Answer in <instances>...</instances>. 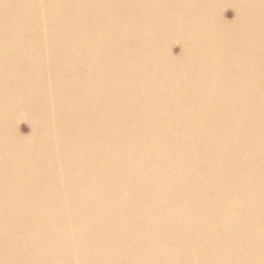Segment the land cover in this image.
I'll return each instance as SVG.
<instances>
[{"label": "rangeland", "instance_id": "obj_1", "mask_svg": "<svg viewBox=\"0 0 264 264\" xmlns=\"http://www.w3.org/2000/svg\"><path fill=\"white\" fill-rule=\"evenodd\" d=\"M72 1L79 3L81 0H72ZM169 1H170L169 4L173 7V9H171L169 16L164 20L165 26H160L161 28L173 29L172 27H170L171 26V20L172 19H178L179 24L186 25V27H188V28L201 30V31H198L199 34L195 38L188 37L191 40L195 41L196 43L198 41H200V43L198 42L199 44H197L199 46L198 53L203 54L204 56L208 53L207 55L209 56V54H210V56H211V54L214 53L215 50L216 51L220 50L222 52V53H220V51H219V53H218V56L220 54V59H218L217 54H216L215 58L216 57L217 58L213 59V61L210 60V62L207 60V56L206 57L203 56V58H204L203 60H187V63H189L190 61H191V63L194 62V64H192L193 65V67L191 69L192 71L194 70L193 72L195 74H198V72H200V71L203 72V71H206L207 69H209V72L214 76V78L221 79V82L223 81L222 82L223 85H225V86L229 85L228 87H230V86H232L231 83L233 85L238 84L237 80H239L240 74L245 71L244 69L240 68V65L242 64V61L243 62L247 61L250 65L251 69L245 68L247 75L246 74L244 75L243 80L244 81H250V82H252V84L248 88H245L246 90H242L244 86L240 85V82H239V86H241V90H240V88L239 89L232 88L234 90H232V91L229 90L226 93H224V89L222 87H219V88L217 87L216 90L219 92V93L218 92L217 93L219 95H222L224 93L225 98L223 100L228 99L227 100L228 102L227 101L225 102L223 100L220 102L217 101V103H220V104L215 103L214 106H211L209 108V106L205 107V105L200 106V104H198V101H195V99H196L195 97H197L198 94H199V96L203 95L202 93H200L199 88H198V91H197L198 94H197L196 91L195 92H188V91H190L188 89L182 90L180 88V84L178 82L175 84L172 83V84H170V86L166 90V92L173 94V95L175 93L176 96H177V94L178 95L180 94L179 96H177L178 98L176 97L177 104H176V102H164L161 104V105L164 104L163 105L164 109L159 104L157 107V110L162 115H166L165 114L166 110L167 111L172 110L171 107L174 105V103H175V105L173 106V110H175L177 108V106L180 105L177 108V115L178 116L176 115V110L175 111L172 110L173 114L176 115L178 117V119L180 120L179 123H176V122L173 123L172 122V124H174L175 128L172 126L171 123H170L171 125H169L168 122L167 123L164 122V124H160L161 119L164 117L154 118V119H152L153 122L143 123V124H141L142 126L141 125L139 126V125L134 124V123H129L125 126H118L115 124L111 125L112 127L110 126V128H108L106 130V132L102 134L103 142H104V144L107 148V151H108V158H107V169H108V171H104V172L99 173V174H101V176L104 173L105 174L104 177H101L98 174L99 180L98 179L94 180L90 183V185H84L81 187H80V185L79 186L76 185V183L74 184V182H69L68 184H67V182H65V186L67 187V194H69L71 197L70 198L71 201H69L68 199L64 200L65 202L68 203V204L67 203L65 204V202H64L65 206L63 205V201H61V203L58 204L56 202L57 200L52 198L55 200V204L52 203V202H54V200L50 199L52 201L51 205L48 204V202L50 203V201H48L45 205H43V208H42V205H39L37 200H35L34 201L35 203L33 202L35 205L34 204H30V205L28 204L26 206L23 205L24 209L28 210V208H29L28 213H30V215L28 214L26 216L27 218L26 217L23 218L22 216H16L14 213H13L14 214L13 217H12V215H13L12 213L11 214L6 213V215H5L3 213V211L0 210L2 212V213L0 212V219L5 217V218L1 219V221L3 223L0 221L1 222L0 223V233L2 235L0 237L3 239V240L0 239V243H1V241L3 242L4 239H7L4 241V243L0 244V246H1L0 247V255L2 254L0 256V258H1L0 261L2 262V264H4V262H5V264H7V262H8V264H10L11 260H12V262H14V263L11 262V264H24L25 261H26L25 264H29L28 262H30V264L31 263L35 264L36 263L35 260H37V262H39L37 264H61V263L62 264H104V263L105 264H118V263L119 264L120 263L121 264H138L139 262H141V264H146V263L147 264H264V212H263L264 211V184H262V181H264L263 180L264 179V153H263V155L260 152L257 153L260 150L262 152V149L264 148V146H263L264 143H262V144L260 143L261 141L264 142V138H263V136H264V124L262 123L264 120V112H263L264 106H262L263 108H259V106L264 105L263 104L264 103V98H263V96H264V30L250 31L251 37L248 41H250L252 44L255 43V49L257 47H259V48H257L258 52H257V50H255V53L257 55L251 54V49H249L250 51L246 50L243 47L244 46L243 44L245 43L246 40H242L241 42L238 43V46H237V47L241 48L243 51L239 57V54L236 53V50H234V52L237 56L233 52H231L232 50L230 48H228V50L225 49V46L227 45V41H229V39H227L229 36V32L231 29H233L232 25H230V24H233L234 21H236V19H237V16L233 17V15H232L234 8L229 5L230 3H233V0H188V3H186L185 6L180 4L181 0H169ZM226 1H229L230 3L226 2ZM238 2H239V5H242L243 3H246V2L250 3V7H249L250 15L253 16L254 15L253 12H254L255 13V19L259 20L260 23L263 22V24H264V0H238L237 2H234V3H238ZM250 9H254V10L252 11ZM173 10H174V12H173ZM217 11L218 12L222 11V12L227 13L229 15V16H226L227 18H225L226 23L229 24V22H231L230 20H232V22L229 25H224L223 27H219V25H218L219 20L217 18H218V14L220 12L218 13ZM11 12L12 11H10L6 7H4L2 2H0V31L8 32L11 34L16 33L18 35H21L23 31L21 30V32L20 31L18 32L17 30L19 28L17 26L12 25V23L14 21L12 18L13 14L10 18H8L6 16L7 13H11ZM210 12H212L213 15ZM119 15H120V18H123V25L125 27L129 28L128 29L129 31L126 32L125 30H127V29L122 28L120 26L118 27V26L110 25L106 29V31H104V38L102 39L101 43H100L99 39H95L94 43H93V45L97 46L99 51H100V53L93 58V60H101V61H99V66L92 65V63H89V65L87 66L88 69L93 68L95 70H101V64L100 63L105 64L104 67H105V70L107 71V73L106 72H101V73L99 72L100 75H96L93 80L96 81V80L101 79L100 83H97V84H102L103 83V77H107V79L109 78V81L113 77L114 83L109 82L106 85V90H108V91H111L110 84H111L112 89H114V90H118V89L127 90L126 86H125V75L127 73L126 68L128 69L129 64L138 63V64H140V66L143 69H146L150 66H154V64H155V67H160V68L165 67L166 62L168 61V60H166L167 59V57H166L167 53L175 51V54H178V52H179L178 49L183 47L181 44L182 40H180L181 39L180 35L176 36V33H177L176 30L175 31H173V30H162V29H151L150 30L148 28H143L142 26H137L136 24L134 25L130 21V19H127L128 16L126 17V15L123 13H120ZM132 18L134 20L136 19L135 20V22H136L140 19V16L139 15L132 16ZM186 18H187V21L185 22ZM87 22L88 21L83 19L82 17H80V21H77L74 19V17H72L69 24L78 26V29L80 31L79 36H82L81 35L82 34L81 33L82 25L87 24ZM43 27L51 28L52 24H51V22L45 20V22L43 24H37V26L31 25L30 27L27 26L26 28L29 30V36H30L28 43L22 44L20 49L13 46L10 49H8L7 51H4L2 53L0 60H7V62L10 60H19V63H20L19 68L18 67L10 68V69L5 71L6 72L5 74L0 72V78H3V81L8 80L7 83H4L0 79V82H3V83H0V86H1L0 88L7 86L9 84L10 85L9 89L11 90L10 91L9 89H3V91L8 90V91L12 92L13 90H17L16 88H18V89L21 88V87H19V85H17V87L15 88V85H13L10 82V80L12 78H15V76L22 75L24 79L28 80L27 79L28 75L29 76L36 75V76H43L44 78H48V79L51 77L52 79L55 80L59 76L58 73L59 72L62 73L63 69H64L63 72H67L68 70L70 71V63L69 62H60L59 64H57V66H54V67L51 66V64H50L51 61L55 60L57 57H58L56 59L57 62L59 60H62L60 58V55H58V52L60 50L59 45L62 43L57 41L56 39L51 40V38H53L52 34L47 35V36L42 34L41 31L43 30ZM207 28H210L209 30H210V34H211V40L205 41L208 38H204L205 36H204V33H202V31H204V29L207 30ZM123 30H124V33H122ZM156 33H158V34H156ZM170 33H172V34L169 37ZM224 33H225V35H227L226 37H224L225 36ZM231 33H233V32H231ZM87 36H89V35H87ZM80 38H82V37H80ZM160 38H163L166 40L162 41ZM147 40H149L148 42L151 44V45L147 46L148 48L140 46L142 43H144ZM177 41H178V43H177ZM6 42H9V41H6ZM212 43L215 46H212ZM216 44H218V45H216ZM219 44H220V46H219ZM257 44H258V46H257ZM25 45H26V47H25ZM28 45H30V46H28ZM217 46L220 49H218V48L215 49V47H217ZM226 47H228V46H226ZM223 49H224V53H223ZM141 50L155 51L154 55L156 56V54H159V56L157 57V60H151V59L146 58L149 56L143 55L140 52ZM204 50H205V52H204ZM212 50H213V52L210 53ZM244 50H246V54H245ZM260 50H263V51H261V53H259ZM18 51L20 53H18ZM226 51H227V54H226ZM28 52H29V54H27ZM103 52H107V55H103L102 54ZM249 53H250V56L248 55ZM221 54L222 55L224 54L223 57L224 56L226 57L227 55L229 56V54H230L229 57L227 56V58H229V60H227V62H225L226 60L225 61L223 60L224 58H222ZM212 55H214V54H212ZM254 55H255V57H254ZM150 56H152V55H150ZM241 56H242V58H241ZM247 56H248V58H247ZM213 58H214V56H213ZM221 58H222V60H221ZM261 58H263V59H261ZM102 59H104V60H102ZM217 59L219 61L221 60V61L225 62V63L223 62V67L225 69L222 67V62H220L221 64H218V65L216 64V63H218ZM232 59H233V62H232ZM234 59L236 60V62L234 61ZM243 59H247V60H243ZM43 60L46 63H49L50 65L46 66L45 65L46 63ZM110 60L113 62H110ZM214 60L216 61V63ZM253 60H255V61H253ZM252 61H253V63H252ZM207 62H209V63H207ZM212 62H214V63H212ZM206 63H207V65H206ZM197 64H198V66H197ZM204 64H205V66H204ZM210 64L212 65L211 67H213V68L210 67ZM237 64H238V66H237ZM251 64H253V65H251ZM256 64H258V65H256ZM199 65H200V67H199ZM228 65L229 66L232 65V67H231L232 70H230V67L228 70ZM235 65H236V67H235ZM219 66H221L222 69L219 70V68H221ZM65 68H66V70H65ZM217 68H218L219 72H221V75L223 77H221L220 73L215 70ZM234 68H237L236 71ZM223 69H224V71H223ZM247 69H248V71H247ZM252 69H253V71H252ZM56 70H58V71H56ZM226 70H227V72H226ZM238 70H239V72H238ZM228 71H229V74H228ZM231 71H233V72H231ZM249 71H250V73H249ZM50 72H52V73H50ZM254 72H256V73L254 74ZM214 73H216V76L214 75ZM218 73H219V75H218ZM133 74H134V76H138V77L142 76L141 70L137 69V68L134 69ZM248 74H250V75H248ZM258 75H259V78H257ZM185 76H187L186 80H185ZM185 76H183L182 77L183 79H180V81H182V82L186 81V83L194 85L195 79H192L193 77L190 78V76H188V74H185ZM19 77H21V76H19ZM236 77H238V79ZM247 77L249 78V80L247 79ZM226 78H227L228 82H227ZM231 78L233 80L236 78L235 79L236 83H233L234 81L230 80ZM116 79H118L119 81H116ZM151 79L153 81L154 76H151ZM190 79L193 82L190 81ZM241 82H242V80H241ZM224 83H226V84H224ZM253 85L256 86L257 89ZM260 85H262V87H260ZM11 86H13L14 89H13V87L10 88ZM56 86H57V89L60 90L61 93H69V94L75 95L78 92V80H76V81H74L68 85H65V86H61L60 84H56ZM25 89L26 88L22 86L21 90L25 91ZM254 89L257 91L256 92L253 91ZM136 90H137L136 88L131 89V91H136ZM186 90H188L187 93H186ZM247 90L249 92L252 91L251 93H255V94L250 95L251 100H253V101H251V103L249 101L250 99L249 100L243 99L246 107H247V105L249 107V108L247 107V111H246L247 113H250V114H248L249 116L246 114V112H243V113L240 112L239 113V111H237V109L235 112L236 116L233 115L234 114L233 111L235 109H233L231 106H229V105L233 104V103H231L232 101L230 99L233 98V95L235 92H236L235 93L236 96L239 94L241 97H244V95H246V93L248 92ZM0 92H2V90H0ZM45 92L48 94V97H51L52 95H54L53 89H52L51 93H48L46 90H45ZM237 92H238V94H237ZM32 93L35 94L36 96H43L42 94H40L36 91H32ZM183 93H185L186 95L187 94H189V95L186 97V95H184ZM193 93L197 94V95H194ZM84 94H85L84 97L89 96L91 94V91L86 88L84 91ZM191 95H192V98L190 97ZM256 95H257L259 102H258V100H256L257 99ZM43 97L45 99V96H43ZM183 97L184 98L186 97L187 100L182 99ZM260 97H261V99H260ZM179 98L181 99V101H180L181 104L185 100V102L183 103V106H181V104L178 103ZM193 99H194V101H192ZM190 100L194 103V106L191 105L192 102ZM189 101L191 103H189ZM246 101H248V102H246ZM187 102L191 105V108H189L190 105L189 104L187 105ZM254 102L256 105L254 104ZM257 102L259 104H257ZM222 103H224L223 106H222ZM112 104H116V101L113 100ZM184 104L187 105V107ZM71 105H72V103L70 102V104H68L67 106L62 107V108H64L65 111H67L72 107ZM84 105H85L84 106L85 109H88L90 106H92V107L94 106L93 102H90V101L86 102ZM250 105L252 106L254 111H252V108L250 107ZM253 105H255L256 108L258 107L259 109H256L255 107H253ZM165 106L167 108H165ZM202 106H204V108ZM136 107L137 106L135 104H129L127 109L132 111V110H135ZM185 107L188 109L186 110ZM198 107H200V108L198 109ZM222 107H224L225 110ZM226 107H227V110H226ZM215 108H217V109L219 108L217 110L218 113L214 110ZM229 108L231 109V113H230ZM189 109L191 111L192 110L193 111L190 112ZM197 109H198V111H197ZM250 109H251L252 114L249 111ZM163 110H165V112H163ZM199 110H203V113H202V111L199 112ZM207 110H208V112H207ZM255 110L256 111L258 110V112L259 111L260 112L257 113V112H255ZM187 111H189V112L186 113ZM214 111L217 113V116L220 115V118L218 117L219 119H217L216 114L214 115V113H215ZM219 111L221 113L224 111V113H223L224 116L226 118L227 117L229 118V119L227 118V120H230V119L232 120V118L236 119V117H237L236 120L233 119V122H236L237 124H234V126L232 127V124H230V123H233V122H231V120H230V122L227 123L228 121H226L225 117H223L222 120L220 121L221 113ZM227 111L230 113V115ZM182 112L184 114V115L182 114L183 116L180 115ZM204 112H205V114H204ZM262 112H263V114H262ZM23 113H24L23 111H18L16 113H14V116H12V118L11 117L8 118L9 133H10V136H12V139L14 138L16 141H19L20 144L25 145V146H33L34 145V149H35L37 139H38V135L33 134L32 130H34V128H35V131H36V128L39 126V124L41 122H47L48 125L51 123L49 121H47V119L44 120L42 115H38V111H35V112L30 111L29 114H23ZM192 113H194V114H192ZM199 113H200V115H199ZM201 113L203 114L202 115L203 117H201ZM211 114L216 117V118L214 117L216 120V123L214 121V118H213V123L217 124V126H214V124H212V126H211L212 121L209 124H208L209 120L207 122L205 121L207 119V116H208V119H210ZM260 114H262L263 118ZM212 115H211V118L213 117ZM228 115L231 117H229ZM250 116L255 117L256 119L253 120L254 118L252 119V117L250 118ZM257 116H258V118H257ZM247 117H249V119ZM259 117H260L261 122L259 121ZM185 118L187 120L190 119L189 122L191 120L196 119L195 122L191 121V125L195 126V130L193 129L194 126L192 127L190 125L191 127L189 128L188 121H185ZM202 118L203 119L205 118L204 119V121H205L204 130H202L203 129V124H201ZM238 118H239V120L241 119V121H239ZM217 120H219L218 123L219 122H221V123L218 124ZM242 120H244V121H242ZM250 120H253V123L255 122V124H253V123L251 124ZM223 121H225V122L223 123ZM197 122H198V125H197ZM241 122H242V125L240 124ZM243 122H244V124H243ZM183 123H186V130H187V131L185 130L186 133L183 130V129H185V126L183 127V125H182ZM238 123L240 124V126H238L239 125ZM260 123H262L263 125ZM165 124H166V128H165ZM199 124L202 126H200ZM246 124L249 127H246ZM250 124L252 125V127ZM228 125L229 126L231 125V126L228 127ZM243 125H244V128L246 130L243 129ZM253 125L255 126V130H254ZM132 126H133V129H132ZM160 126H161V128H160ZM196 126L198 128H196ZM208 126H210L211 128ZM214 127H216V128L218 127V130L220 129L219 132L221 131L220 132L221 134L218 133V130L216 128L214 129ZM238 127H240L241 129H239ZM56 128L58 129V127H56ZM114 128H116V130ZM232 128H234L235 130L232 131ZM236 128H237V130H236ZM168 129L171 132H168L169 131ZM173 129H175V131ZM190 129H192V132L193 131H195V132H193V134L191 132H188V130H190ZM197 129L199 132L197 131ZM222 129L225 132H227V135H224L225 132ZM247 129H250V131L248 130V132H247ZM251 129L254 130V131H252L253 133L251 132ZM143 130H144V132H143ZM155 130H161V131H163V133L166 132V136H168V137H166L162 132H155ZM178 130L179 131L183 130L182 131L183 134L180 133ZM206 130H208V131L206 132ZM226 130H228V131H226ZM241 130H242V133H241ZM209 131L212 133H210ZM235 131H236V133H235ZM237 131L239 133H237ZM213 132L216 134H214ZM254 132H255V134H254ZM148 133L150 134V137H149ZM176 133L178 136L176 135ZM195 133H196V136H195ZM201 133H203V134H201ZM206 133L208 134V136ZM240 133L243 135L244 138L242 137V135ZM244 133L248 139L245 137ZM248 133H249V135H248ZM162 134L164 135L163 138H166V139H164L165 141L161 138ZM252 134L254 137L251 136ZM152 135H153V137H152ZM192 135H193V138H191ZM197 135H199L198 138L200 140L195 138V137H197ZM237 135L239 137H237ZM255 135L257 138L255 137ZM137 136H139V137H137ZM182 136H184L185 138H188V140L185 139L184 137L181 138ZM233 136L236 137V140L233 139ZM178 137H180V138H178ZM202 137H203V139H202ZM206 137H207L208 142L205 141ZM228 137L230 138V140ZM240 137H242V139ZM126 138H127V140H126ZM208 138H211V139L214 138V139L209 140ZM258 138H259V140H258ZM169 139H170V141H169ZM174 139H175V141H173V142H175V144L172 142V140H174ZM225 139L227 140V142ZM240 139H241V141H240ZM243 139H245V141ZM250 139H251L252 143H254L253 139H255L256 143H254L252 145V143H250ZM180 140H181V142H180ZM182 140H183V142H182ZM192 140H193V142H194V140H197V141L193 143ZM215 140L218 142H216ZM168 141L170 142V144ZM123 142H124L125 146L123 145ZM129 142H131V143H129ZM165 142L167 143V147L165 146L166 145ZM178 142H180V143H178ZM228 142L229 143L231 142V143L229 144ZM140 143L141 144L143 143L142 144L143 146ZM161 143H164V146L167 149L166 151H165V147L162 146L163 144H161ZM181 143L185 144V145H183V148H180V146H179ZM192 143H193V146H192ZM202 143H203V145H202ZM208 143H209V145H208ZM176 144L178 145L179 148H176L177 147ZM195 144H199V145H195ZM242 144H244V145H242ZM139 145H140V147L141 146L143 147V148H141L142 151H141V149H140V151L137 150V149H139V147H137ZM212 145H214V147ZM228 145H229V147H228ZM247 145L250 147H247ZM259 145H261V146H259ZM160 146H162L163 149L161 151H163V152H161L159 150V149H161ZM195 146H197V147L200 146L199 148H201V146H202V148L198 149V148H195ZM205 146H207V147L205 148ZM209 146H210V148H209ZM218 146H219V148H218ZM241 146H242L243 150H242ZM256 146L257 147L259 146L260 149L257 150ZM132 147H133V150L131 149ZM168 147L169 148L173 147L172 149L169 150V153L167 152ZM193 147H194V149H193ZM222 147H223V150L221 149ZM234 147H236L235 148L236 152L234 150ZM237 147H238V150H237ZM224 148H225V150H230L232 153H230V154H229V152L226 153L224 151ZM254 148H256V149H254ZM118 149L120 152L118 151ZM177 149H179V150H177ZM184 149H186L187 152H188V150L191 149L194 152V154L192 151L191 152L189 151L187 154L186 150L184 151ZM196 149H198V151ZM216 149H218V150H216ZM220 149H221V153L219 151ZM144 150H145V152H144ZM148 150H149V152H148ZM158 150L160 151V154L161 153L163 154V156L159 154ZM171 150L173 151L172 156H174V157H175V153L180 154L181 156H183L182 151L184 153H186V154H184V156H186V155L188 156V157L186 156L187 161H186L185 157L181 158V156L177 155L180 158H178V157H175V158L173 157V159L168 158V160H169V163H168V160H166L167 159L166 156H171V153H172ZM180 150H182V151H180ZM200 150L202 151V156H201ZM246 150L249 153H247ZM255 150H256V152H255ZM134 151H135V154H134ZM164 151H165V153L167 152L168 154L167 153L165 154ZM176 151H178V153ZM210 151H213L214 154L210 153ZM215 151L217 154L215 153ZM115 152H116V155H115ZM156 152H157V154H156ZM198 152L200 153V155ZM205 152H207V154H209V155H207L209 158L203 157L206 155ZM244 152H246V153H244ZM12 153L15 154L16 152H14L12 150ZM37 153L39 154V152H37ZM75 153H76L75 150L66 151L67 156L74 155ZM147 153H149V154L152 153V154H150V155L148 154L149 156H147L146 155ZM196 153L199 157L200 156L203 157L204 161H202V159L200 160L199 157H198V159H197V157H193ZM219 153H220V156L223 155L224 157H218ZM189 154L192 155V156L190 155L191 159H190ZM231 154H232V158L235 157V158H233V161L230 157ZM252 154L255 157L251 156ZM6 155L9 156L11 154L9 152H7ZM132 155H134V158H132L133 157ZM156 155L157 156L159 155L158 157H160V158L158 159ZM136 156H137V159H135ZM228 156H229V159H228ZM259 156H260V159H259ZM149 157H151L152 160H149ZM238 157H239V159H238ZM247 157H249V158H247ZM121 158H123V159H121ZM138 158L139 159L141 158V159L139 160ZM161 158L165 159V163H163L164 160H162V162L160 161ZM213 158H215V161H212ZM236 158H237V161H236L237 163L235 162ZM261 158H263V160H261ZM174 159H175V162H174ZM178 159L180 162L177 161ZM183 159H185V160H183ZM226 159H227V161H226ZM134 160H136V161L139 160V162L138 161L134 162ZM155 160H156V162H154ZM171 160H172V162H170ZM110 161H112V162H110ZM128 161L131 163V165H130V163H128ZM159 161H160V163H159ZM182 161H184V163L187 162L189 165L187 163L184 165ZM231 161L233 163H231ZM149 162H150V166L148 167ZM157 162H158V166L156 164ZM216 162H221V163H219L218 164L219 166H217ZM244 162L245 163L247 162L246 163L247 165ZM258 162H260V163H258ZM125 163H126V169L124 167ZM136 163H139V164H136ZM140 163H142L145 166L141 165ZM161 163L164 165H160ZM172 163L175 165V167ZM181 163L183 165H181ZM208 163H210V165H208ZM239 163L242 165H237ZM249 163H251L253 165V166L251 165L253 168L249 165ZM121 164L123 165V167ZM151 164L153 165L154 168L151 167L152 166ZM155 164H156V167H155ZM169 164H170V167H169ZM222 164L227 169L223 168ZM225 164H227V165H225ZM255 164H257V168H255L256 167ZM108 165H110V166H108ZM167 165H168L169 170L171 168V171L167 174L168 176H166V173L163 172L164 170H166ZM187 165L190 168L189 170H188ZM193 165L195 166V170L193 169L194 168ZM235 165L237 166L238 171H239L238 167H240V166L243 167V165L246 169H243L240 167L242 169L241 170L242 172L239 171V173H238L236 167H233ZM248 165L250 167H247ZM160 166H161V168H160ZM183 166L187 167V169L184 168ZM227 166L228 167L230 166V167L228 168ZM121 167H122V170H121ZM123 168L125 171L123 170ZM133 168H135L134 171H133ZM163 168H164V170H163ZM172 168L176 169L178 176H175L176 172L173 171L175 169L172 170ZM178 168L182 169V172H181V170L179 171ZM222 168H223V170L225 169V171H223V170L221 171ZM231 168H233L234 170ZM247 168L252 169V170H249ZM129 169H130V171H129ZM131 169H132V172H131ZM137 169H138V171H137ZM150 169L152 170V173H151ZM153 169H155V170H153ZM217 169H218V172H217ZM258 169L259 170L261 169V170L259 171ZM254 170H255V172L257 171L256 175H255V172L253 173ZM158 171H159V173H158ZM166 171L168 172V170H166ZM121 172H122V174H121ZM129 172H130V174H129ZM260 172H263V176H261V175L258 176ZM116 173L117 174L119 173V174L117 175ZM189 173H190L191 177H189ZM225 173L227 176L225 175ZM249 173H251L253 175V177H252V175L250 176ZM108 174L110 176H108ZM113 174L115 175V177H111V176H114ZM201 174H202V176H201ZM238 174H239V177H238ZM260 174H262V173H260ZM160 175H162V176H160ZM193 175H195L196 177H199V178H196ZM116 176H120V177H116ZM125 176H127V177L131 176V177H129L127 179ZM179 176H180V178H179ZM240 176L243 177V180L240 178ZM100 177L103 179H101ZM105 177H107V178H105ZM147 177H148V179H146ZM168 177H169V179H168ZM184 177H185V179H184ZM250 177H251V180L253 178V180H252V182L254 181L253 184L250 181ZM254 177H256V179L258 178L259 180L257 179L258 181H256L254 179ZM182 178H183V180H182ZM198 179H201V180H198ZM130 180H131V184L129 183ZM158 180H160L159 181L160 184H159ZM213 180H214V182H213ZM127 181H129V182H127ZM176 181L179 183V185H178V183H176ZM180 181L181 182L184 181L183 183H186V182L187 183L182 184ZM255 181L257 182L256 184H254ZM143 182L145 184H143ZM163 182L166 183V185ZM169 182H170V184H169ZM204 182H205V184H203ZM258 182H261L262 185L261 184L258 185ZM136 183L138 184V186ZM149 183L152 185H150ZM108 184H110V185L108 186ZM146 184H148V186H144ZM201 184H203L204 186L203 185L201 186ZM58 185L62 186L63 184L58 183ZM102 185H103V187H102ZM126 185L128 188H126ZM142 185H143V187H142ZM168 186H170L171 190L169 189ZM253 186H254V188H253ZM129 187H131V190ZM175 187H176V189L173 190V188H175ZM178 188H179V190H178ZM257 188H259V189H257ZM188 189L190 191H188ZM192 190H194V191H192ZM164 191H165V193H164ZM158 192H161V193L159 194ZM137 193H139V196ZM151 193H153V195ZM103 194H104V196H103ZM145 194L147 197L145 196ZM205 194H206V196H205ZM100 195H102L103 197ZM179 196H180V198H179ZM191 196L193 199L188 198ZM200 196H202L203 199L202 198L200 199ZM72 197H74V198H72ZM104 197L106 199H109V200L104 199ZM205 197H206V200H205ZM86 198H88V199H86ZM96 199H98L99 201ZM101 200H102V202L104 200H106L102 204L104 206H102L100 204ZM148 200H150V202H148ZM159 200H160V202H159ZM162 200H164L163 203H162ZM72 201H73V203H72ZM107 201H108V203H107ZM96 202L99 205L96 204ZM204 202H206V203H204ZM106 203L108 205H106ZM69 204L71 207L69 206ZM109 204L112 205L111 208L109 207L110 206ZM144 204L147 206H145ZM157 204H159V205H157ZM209 204H211V207ZM1 205H0V207H2V208H4L5 206L11 207V206H7V205H3V204H1ZM47 205L50 206V209ZM75 205H77L76 206L77 208L75 207ZM87 205H89V206H87ZM141 205H144V206L141 207ZM175 205L179 206V208L178 207L175 208ZM208 205H209V208H208ZM60 206H62V207H60ZM66 206H67V208L65 209ZM153 206H154V208H153ZM160 206L163 209L162 211H161ZM171 206H172V208H171ZM38 207H40V208H38ZM114 207H116V208L114 209ZM70 208L72 209L71 211H70ZM80 208H82V209H80ZM159 208H160V210H158ZM52 209L55 212V214L52 211ZM76 209H78V211H76ZM171 209L174 212H172ZM176 209H177V212H176ZM179 209H180V211H178ZM193 209L195 210V212ZM32 210H34L35 213H33ZM37 210H38V213H37ZM46 210H48V211L50 210L49 211L50 213ZM109 210L114 211V212L112 211L113 216ZM153 210H156V211L154 212ZM157 210L161 214L158 213V215H157V212H158ZM257 210H259V212ZM40 211H41V213H40ZM108 211L110 212V214ZM122 211H123V213H122ZM167 211L169 213H167ZM57 212L60 214V215L58 214L59 219H57V214H56ZM81 212H82V214H81ZM84 212H86V213H84ZM151 212H154V213L152 214ZM182 212H183V214H182ZM69 213H70V215H69ZM77 213H79L78 216H76ZM1 214H3V215H1ZM8 214L10 216H8ZM31 214H33V215H31ZM42 214H43V216H42ZM51 214H53V215H51ZM54 215H56V216L54 217ZM161 215H163V216H161ZM15 216H16V218H15ZM28 216H30V217L33 216V217L30 218ZM50 216L53 219L55 218L54 219L55 221L58 220L57 222H62V223L61 224L55 223V221L53 219H50ZM70 216H72V217H70ZM101 216H103V218H101ZM144 216H145V218H144ZM39 217H41V218H39ZM113 217H115V218H113ZM8 218H10V219H8ZM18 218H19V220H18ZM5 219H7L6 222H4ZM21 219H23V220H21ZM30 219L31 220L33 219L32 222L36 221L37 219H38V221L30 223L31 222ZM69 219H71V220H69ZM109 219H111L112 221ZM78 220H80V221H78ZM105 220L107 223L105 222ZM115 220L116 221L118 220V222H116ZM8 221H9V223H10V221L11 222L13 221L12 225H11V223L6 224ZM14 221H15L16 225H15ZM46 221L49 223H47ZM66 221H68V222H66ZM74 221H76V222H74ZM110 221L111 222L114 221V222L111 223ZM18 222L22 225H20ZM43 222L45 224L47 223V226ZM72 222H73V224H72ZM66 223H67V225H66ZM83 223H84V225H83ZM87 223H88V225H87ZM100 223H102L103 225ZM119 223H120V225H119ZM35 224H36V226H35ZM75 224H76V226H75ZM112 224H114V225H112ZM126 224H127V226L129 225V227H130L129 230H128V227L126 226ZM56 225H58V226H56ZM60 225H61V228H59ZM81 225H82V227H81ZM111 225L113 226V228L111 227ZM23 226H25V227H23ZM63 226H66L67 230H66V227H63ZM97 226L100 228H98ZM117 226H119V227L117 228ZM13 227H15V228H13ZM46 227H48V228H46ZM103 227H105V228H103ZM107 227H109V228H107ZM81 228H82V231H81ZM125 228H127V229H125ZM14 229H16L17 231ZM18 229L21 231H19ZM72 229H73V231H72ZM88 229H90V230H88ZM105 229H107L108 232ZM22 230H23V232H22ZM29 230H31V231H29ZM46 230H48L49 232ZM50 230H52V233ZM63 230H65V231H63ZM87 230H88V232H87ZM97 230H98V232H97ZM126 230H128V231L126 232ZM4 231H5V233L3 235ZM6 231H7V234H6ZM14 231L16 232V234L14 233ZM115 231H117V232H115ZM18 232L22 235H20ZM37 232L38 233L40 232V233L38 234ZM46 232L48 233L47 234L48 238H46V236H44L46 234ZM94 232H95V235H94ZM236 232H238L239 234ZM34 233H35V235H34ZM36 233H37V238H36ZM112 233H114V234H112ZM18 234H19V236H18ZM30 234H31V237H30ZM105 234L108 236L104 237ZM237 234H238V236H237ZM62 235H64V236H62ZM90 235H92V237ZM111 235H113V236L111 237ZM252 235H253V237H252ZM11 236H12V238H11ZM52 236H54V237H52ZM55 236H58V237H55ZM14 237L18 241H15ZM21 237H23V238H21ZM75 237H78V238H75ZM113 237H116L115 238L116 242H115V240H113L114 239ZM127 237L129 238L128 242L125 241L127 239ZM132 237H133V239H132ZM9 238H11V240ZM49 238H50V240L48 241ZM67 238H68V240H67ZM130 238H131V240H130ZM39 239H41V241ZM52 239L55 240V242H53ZM109 239L111 240V242ZM23 240H25V241H23ZM35 240H36V243H35ZM43 240L45 243L43 242ZM56 240H58V242L61 240V242L56 243ZM80 240H81V242H80ZM107 240H108V243H105V242H107ZM6 241H10V243L9 242H7V243L13 244V245H11V246L8 245L6 243ZM28 241H30L31 243ZM46 241H48V242L46 243ZM74 241H75V243H74ZM85 241H86V243H85ZM39 242L42 244V247H41ZM129 242H131L130 245H129ZM18 243H20V244H18ZM54 243H56V247H55ZM60 243L63 244V246ZM110 243H111V245L114 244L115 246L113 245V247H112L110 245ZM126 243L128 244L127 246H126ZM133 243H134V245H133ZM3 244H4V246H3ZM30 244H31V246L34 244L33 247L35 249L37 248L40 250H37V249L33 250V247L29 246ZM50 244H52V245H50ZM131 244L133 246H131ZM37 245L40 246L41 248L38 247ZM105 245H107V247H105ZM124 245H125V247H124ZM50 246H52L51 249H49ZM57 246H59L60 249ZM89 246H90V248H89ZM11 247H12V249H11ZM22 247H24V248H22ZM28 247H31L30 251H28L29 250V249H27ZM62 247H63V249H62ZM127 247H128V249H127ZM7 248H10V249H8V252H6L7 253L6 254L5 251H7ZM17 248H19V249H17ZM45 248H47V250ZM52 248L54 249V251H52L53 250ZM69 248H70V250H69ZM112 248H113V251H111L112 252V254H111V252H109V250H112ZM13 249H14V251H13ZM41 249H43V250L41 251ZM98 249L99 250L102 249L100 251V253H99ZM9 250L14 252L13 256L15 255V257L12 256V253H10ZM126 250H128L129 252H125ZM34 251H36L35 255H34ZM37 251H38L39 255L37 254ZM45 251H47L48 253ZM80 251H81V253H79ZM96 251H97V253H96ZM115 251L117 253H115ZM104 252H105V255H104ZM3 253H4V255H3ZM15 253H17V254H15ZM43 253H45V255ZM51 253H52L53 257H51ZM135 253H137V254H135ZM19 254H21V255L19 256ZM46 254H47V256H46ZM89 254H90V256H89ZM98 254H100V256ZM25 255H26V257L28 256V258L22 259V258H25ZM32 255L36 259H34L32 257ZM116 255L119 258H117ZM133 255H134V259H132ZM2 256H4L6 259H8L9 257H13V258L12 259L9 258V260H7V262H6V261H4L6 259L2 260L4 258V257L2 258ZM37 256H38V258H37ZM39 256L40 257L42 256V258H40ZM49 256L52 259H50ZM93 256H95V258ZM101 256H105V257H101ZM111 256L116 257V258L115 259L111 258ZM100 257L102 260L100 259ZM120 257H121V261L123 260L122 262L120 261ZM17 258L22 259L24 261H21ZM38 259L41 262L38 261ZM117 259L119 260V262L117 261ZM141 259H143V261ZM103 260L106 261L107 263L103 262ZM107 260H109V261H107ZM136 260H138V262ZM142 262H145V263H142Z\"/></svg>", "mask_w": 264, "mask_h": 264}, {"label": "bare ground", "instance_id": "obj_2", "mask_svg": "<svg viewBox=\"0 0 264 264\" xmlns=\"http://www.w3.org/2000/svg\"><path fill=\"white\" fill-rule=\"evenodd\" d=\"M238 0H233V3H230L229 1H226V2H229L230 4V6L231 7H233L234 8V11L232 12V15H233V17H236L237 16V19H236V21H234V23L233 24H230L231 22H232V20H230L231 22H229V24L230 25H232V27H233V29H231L230 30V32H229V36H228V38L227 39H229V41H227V45L226 46H228V47H226L225 46V49L226 50H228V48H230L232 51L231 52H233L234 54H235V52H234V50H236V53L237 54H239V57H240V54L243 52L242 51V49L241 48H239V47H237L238 46V43L239 42H241L242 40H246L245 41V43L243 44L244 46V48L246 49V50H248V51H250L249 49H251V54H255V55H257L256 53H255V50H257V48H259V47H257L256 49H255V43L254 44H252L250 41H248L249 39H250V37H251V35H250V31H256V30H264V24H263V22L262 23H260L259 22V20H256L255 19V13L253 12V16H251L250 15V11H249V7H250V3H248V2H246V3H243L242 5H239V2L238 3H234V2H237ZM0 2H2V4H3V6L4 7H6L7 9H9L10 11H12L11 13H7L6 14V16L8 17V18H10L11 16H12V14H13V16H12V18H13V23H12V25H14V26H17L19 29L17 30L18 32L20 31L21 32V30L23 31L22 32V34L21 35H18V34H11V33H8V32H4V31H0V59H1V55H2V53L4 52V51H7L8 49H10L11 47H16V48H18V49H20V47L22 46V44H26V43H28V40L30 39V36H29V30L26 28L27 26H31V25H33V26H37V24H43L44 22H45V20H47V21H49V22H51V24H52V27L51 28H48V27H43V30L41 31V33L42 34H44V35H53V38H51V40H53V39H56L57 41H59V42H61L62 44H60L59 46H60V50H59V52H58V55H60V58L62 59V60H59L58 62H57V58L55 59V60H52L51 61V66H57V64H59L60 62H69L70 63V71L68 70L67 72H63L64 71V69H63V71H62V73H58L59 74V76H58V78L57 79H52L51 77L48 79V78H44L43 76H36V75H33V76H27V79L28 80H26V79H24L23 78V76L22 75H19V76H21V77H19V76H15V78H12L11 80H10V82L13 84V85H15V88L17 87V85H19V87H21L22 88V86L23 87H25L26 89H25V91H23V90H21V88L20 89H18V88H16L17 90H13L12 92H10L11 90L9 89V84L7 85V86H4V87H2V88H0V90H2V92H0V205L1 204H3V205H7V206H11V207H4V208H2V207H0V210L1 211H3V213L6 215V213H9V214H15L16 216H22L23 218H25L28 214L30 215V213H28V210H29V208H28V210H26V209H24V207H23V205H30V204H34L35 202V200H37V202H38V204L39 205H42V208H43V205H45L48 201H50V203L48 202V204L49 205H51V200H54V199H56L57 201V203L58 204H60L61 203V201H63V205L65 206V204L67 203V202H65L64 200H66V199H68L69 201H71L70 200V195L69 194H67V187L65 186V182H67V184L69 183V182H74V184L76 183V185H80V187L81 186H84V185H90V183L92 182V181H94V180H97L98 178H99V176H98V174L99 173H101V172H104V171H108V169H107V158H108V151H107V148H106V146H105V144H104V142H103V139H102V134L103 133H105L106 132V130L108 129V128H110V126L111 125H113V124H115V125H118V126H125V125H127V124H129V123H134V124H137V125H141V124H143V123H151V122H153L152 121V119H154V118H158V117H164V118H162L161 119V122H160V124H164V122H168L169 123V125H171L172 124V122L174 123V122H176V123H179L180 122V120L178 119V115H177V108L180 106V105H178L177 106V108L175 109L176 110V115H174L173 114V111H175V110H173V106L175 105V103H174V105L171 107V109L173 110H170V111H167L166 110V112H165V110H163V112H165V114L166 115H162L158 110H157V107H158V105L160 104H162V103H164V102H176V104H177V100H176V97L177 96H179L178 94H177V96H176V94L174 93V95L173 94H170V93H167L166 92V90L169 88V86H170V84H175V83H179L180 84V88L183 90V89H188V90H190V91H188V90H186V93H187V91L188 92H195L196 91V93L198 94V88L200 89V93H202L203 95H201V96H199V94H198V98L197 97H195L196 99H195V101H198V104H200V106L201 105H205V107H207V106H209V108L211 107V106H214L215 105V103H217V101L218 102H220V101H222L224 98H225V96H224V93H226L227 91H232V90H234V89H232V88H237V89H239L240 88V90H241V86H239V82H240V85H243L244 87H243V89L242 90H246L245 88H248L251 84H252V82H250V81H244L243 80V78H244V75L246 74L247 75V72H246V69L245 68H248V69H251V67H250V65H249V63L247 62V61H245V62H243L242 61V64L240 65V68H242V69H244L245 71L244 72H242L241 74H240V77H239V80H237L238 81V84H235V85H233L232 83H231V85L232 86H230V87H228V86H225V85H223L222 84V82H221V79H219V78H214V76L209 72V69H207L206 71H203V72H198V74H195L191 69H192V67H193V65L192 64H194V62L193 63H191V61L189 62V63H187V60H203L204 58H203V54H200V53H198V50H199V46L197 45V44H199L200 43V41H198L197 43L195 42V41H193V40H191L190 38H195L196 36H198V34H199V32L198 31H201V30H198V29H193V28H188V27H186V25H183V24H179V20L178 19H172L171 20V26L170 27H172L173 29H170V28H161L160 26H165V23H164V20L169 16V13L171 12V9H173V7L169 4V0H81L79 3H76V2H74V1H72V0H0ZM186 3H188V0H181L180 1V4H182V5H186ZM225 4V3H224ZM209 7V6H208ZM217 7V6H216ZM215 10V9H214ZM213 10V11H214ZM250 10H254V9H250ZM251 11V12H252ZM173 12H174V10H173ZM209 12V11H208ZM215 12V11H214ZM218 12V11H217ZM216 12V13H217ZM220 12V13H219ZM218 13V20H219V23H218V25H219V27H223L224 25H229L228 23H226L225 22V18H227L226 16H229L227 13H224V12H222V11H219ZM120 13H123V14H125L126 15V17H127V19H130V21L135 25H137V26H142L143 28H148V29H162V30H173V31H175L176 30V36L177 35H180V37H181V39L180 40H182V42H181V44H182V48H180V49H178V54H175V51L174 52H168L167 53V59L166 60H168L167 62H166V65H165V67H155V64H154V66H150V67H148V68H146V69H143L141 66H140V64H138V63H131V64H129V66H128V69L126 68V75H125V86H126V89L127 90H122V89H118V90H114V89H112V87H111V84H110V88H111V91H108V90H106V85L110 82V83H114V79H113V77L110 79V81H109V78L107 79V77H103V83L102 84H97V83H100V81H101V79H99V80H96V81H94L93 79L95 78V76L96 75H100V73L101 72H106L107 73V71L105 70V67H104V65L105 64H103V63H100L101 64V70H95V69H93V68H91V69H88L87 68V66L89 65V63H92V65H95V66H99V61H101V60H93V58L96 56V55H98L99 53H100V51H99V49H98V47L97 46H94L93 45V43H94V40L95 39H99L100 40V43H101V41H102V39L104 38V31H106V29L110 26V25H112V26H120V27H122V28H125V29H127V30H125L126 32H128L129 30V28H127V27H125L124 25H123V18H120ZM210 13H212V12H210ZM137 15H139L140 16V19L138 20V21H136L135 22V20L132 18V16H137ZM212 15H213V13H212ZM72 17H74V19L75 20H77V21H80V17H82L83 19H85V20H87L88 22H87V24H85V25H82V31H81V35L82 36H79L80 35V31H79V29H78V26H75V25H71V24H69V22H70V20H71V18ZM126 19V18H125ZM126 19V20H127ZM129 21V22H130ZM187 21V18L185 19V22ZM211 21V20H210ZM127 22V21H126ZM125 22V23H126ZM32 23V24H31ZM42 26V25H41ZM41 28V27H40ZM210 28H207V30H205L204 29V31H202V33H204V38H208V39H206L205 41H208V40H211V34H210V30H209ZM31 30V29H30ZM16 31V32H17ZM35 32V31H34ZM144 32V31H143ZM231 32H233V33H231ZM122 33H124V30L122 31ZM159 33V32H158ZM158 33H156V34H158ZM173 33V32H172ZM172 33H170L169 34V37L171 36V34ZM235 33V34H234ZM87 35H89V36H87ZM142 35V34H141ZM224 35H225V33H224ZM125 36V35H124ZM123 36V37H124ZM139 36V35H138ZM150 36V35H149ZM227 35H225L224 37H226ZM80 37H82V38H80ZM147 37V36H146ZM188 37H190V38H188ZM139 38V37H138ZM141 38V37H140ZM172 38V37H171ZM137 39V38H136ZM162 41H164V40H166V39H163V38H160ZM128 40V39H127ZM132 40V39H131ZM158 40V39H157ZM173 40V39H172ZM6 41H9V42H6ZM36 41V40H35ZM133 41V40H132ZM149 40H147V41H145L144 43H142L140 46H142V47H147V46H149V45H151L149 42H148ZM154 41V40H153ZM253 41V40H252ZM202 42V41H201ZM222 42V41H221ZM153 43V42H152ZM177 43H178V41H177ZM204 43V42H203ZM226 43V42H225ZM224 43V44H225ZM36 44V43H35ZM158 44V43H157ZM221 44V43H220ZM220 44H219V46H220ZM216 45H218V44H216ZM24 46V45H23ZM28 46H30V45H28ZM212 46H215V45H213V43H212ZM257 46H258V44H257ZM25 47H26V45H25ZM159 47V46H158ZM223 47V46H222ZM148 48V47H147ZM216 48H218V46L217 47H215V49ZM237 48V49H236ZM15 49V48H14ZM32 49V48H31ZM170 49V48H169ZM212 49V48H211ZM214 49V50H215ZM218 49H220V48H218ZM229 49V50H230ZM261 49V48H260ZM22 50V49H21ZM28 50V49H27ZM246 50H244L245 51V54H246ZM220 51V50H219ZM219 51L217 50H215V52L214 53H212L213 52V50L210 52V53H212V54H214V55H212L211 54V56H210V54H209V56L206 54L204 57H206L207 56V60L210 62V60H212L213 61V59H216L217 57H218V59H220V54H219V56H218V53H219ZM247 51V52H248ZM261 51H263V50H260V52L259 53H261ZM57 52V51H56ZM143 55H146V56H149V57H146V58H148V59H151V60H157V57L159 56V54H156V56L154 55V53H155V51H148V50H141L140 51ZM204 52H205V50H204ZM217 52V53H216ZM230 52V53H231ZM257 52H258V50H257ZM18 53H20L19 51H18ZM220 53H222L221 51H220ZM223 53H224V49H223ZM229 53V52H228ZM258 53V54H259ZM25 54V53H24ZM23 54V55H24ZM27 54H29V52L27 53ZM103 55H107V52H103L102 53ZM161 54V53H160ZM165 54V53H164ZM217 54V57L215 58V55ZM226 54H227V51H226ZM244 54V55H245ZM150 55H152V56H150ZM222 55V54H221ZM224 55V54H223ZM223 55H222V58H224L223 60L225 61V62H227V60H229V58H227V56L225 57H223ZM236 55V54H235ZM249 56H250V53L248 54ZM255 55H254V57H255ZM27 56V55H26ZM55 56V55H54ZM62 56V57H61ZM213 56H214V58H213ZM229 56H230V54H229ZM228 56V57H229ZM237 56V55H236ZM252 56V55H251ZM117 57V56H116ZM234 57V56H233ZM257 57V56H256ZM102 58V57H101ZM222 58H221V60H222ZM235 58V57H234ZM241 58H242V56H241ZM245 58V57H244ZM247 58H248V56H247ZM250 58V57H249ZM26 59V58H25ZM32 59V58H31ZM54 59V58H53ZM206 59V58H205ZM217 59V62L218 63H216V61H215V63L218 65V64H221L220 62H222V67H223V62L224 61H219ZM261 59H263V58H261ZM102 60H104V59H102ZM113 60V59H112ZM231 60V59H230ZM243 60H247V59H243ZM44 61V60H43ZM115 61V60H114ZM123 61V60H122ZM136 61V60H135ZM205 61V60H204ZM234 61L236 62V60L234 59ZM240 61V60H239ZM238 61V62H239ZM253 61H255V60H253ZM253 61H252V63H253ZM45 62V61H44ZM49 62V61H48ZM110 62H113V61H111L110 60ZM209 62H207V63H209ZM224 62V63H225ZM232 62H233V59H232ZM241 62V61H240ZM46 63V62H45ZM200 63V62H199ZM204 63V62H203ZM207 63H206V65H207ZM212 63H214V62H212ZM49 63H46L45 65L46 66H49L50 65ZM233 64V63H232ZM122 65V64H121ZM251 65H253V64H251ZM256 65H258V64H256ZM19 66H20V63H19V60H10V61H8L7 62V60H0V72H2L3 74H5L6 72V70H8V69H10V68H13V67H18L19 68ZM65 66V65H64ZM157 66V65H156ZM197 66H198V64H197ZM204 66H205V64H204ZM212 65L210 64V67H211ZM225 66V65H224ZM237 66H238V64H237ZM199 67H200V65H199ZM219 67H221V66H219ZM218 67V68H219ZM222 67L221 68H219V70L220 69H222ZM229 67H230V70H232L231 69V67H232V65L231 66H229L228 65V70H229ZM235 67H236V65H235ZM256 67V66H255ZM135 68H137V69H140L141 70V72H142V76L141 77H138V76H134V74H133V72H134V69ZM211 68H213V67H211ZM215 68V67H214ZM218 68L217 69H215L217 72H219V70H218ZM224 68V67H223ZM238 68V67H237ZM237 68H234L235 69V71H236V69ZM198 69V68H197ZM203 69V68H202ZM225 69V68H224ZM224 69H223V71H224ZM239 69V68H238ZM248 69H247V71H248ZM40 70V69H39ZM65 70H66V68H65ZM56 71H58V70H56ZM242 71V70H241ZM252 71H253V69H252ZM34 72V71H33ZM100 72V73H99ZM226 72H227V70H226ZM231 72H233V71H231ZM238 72H239V70H238ZM50 73H52V72H50ZM220 73V76L221 77H223L222 75H221V72H219ZM219 73H218V75H219ZM225 73V72H224ZM249 73H250V71H249ZM256 72H254V74H255ZM42 74V73H41ZM185 74H188V76H190V78H192V79H195L194 80V85H192V84H189V83H186V81L185 82H182V81H180V79H183L182 77L183 76H185ZM228 74H229V71H228ZM231 74V73H230ZM237 74V73H236ZM259 74V73H258ZM214 75L216 76V73H214ZM238 75V74H237ZM248 75H250V74H248ZM51 76V75H50ZM54 76V75H53ZM151 76H154V80L152 81V79H151ZM230 76V75H229ZM228 76V77H229ZM236 76V75H235ZM253 76V75H252ZM186 77L187 76H185V80H186ZM218 77V76H217ZM227 77V78H228ZM238 77H236L237 79H238ZM227 78H226V80H227ZM230 78V77H229ZM228 78V79H229ZM234 78V77H233ZM235 78V79H236ZM253 78V77H252ZM257 78H259V75H258V77ZM1 79V81H3V78H0ZM225 79V78H224ZM223 79V80H224ZM235 79L233 80L232 78L230 79V80H233L234 82L233 83H236L235 82ZM247 79L249 80V78L247 77ZM76 80H78V92L75 94V95H72V94H69V93H61L60 92V90H58L57 89V86H56V84H60L61 86H65V85H68V84H70V83H72V82H74V81H76ZM220 80V81H219ZM229 80V81H230ZM241 80H242V82H241ZM116 81H119L118 79H116ZM190 81H192L191 79H190ZM4 83H7L8 82V80H5V81H3ZM3 82H0V83H3ZM193 82V81H192ZM226 82V81H225ZM227 82H228V80H227ZM230 83V82H229ZM224 84H226V83H224ZM254 86V85H253ZM1 87V86H0ZM13 86H11L10 88H12ZM217 87L219 88V87H222L223 89H224V93L222 94V95H219L218 93V91L216 90L217 89ZM254 87H256V86H254ZM260 87H262V85H260ZM259 87V88H260ZM89 89L90 91H91V94L89 95V96H85L84 97V91H85V89ZM132 88H136L137 90L136 91H131V89ZM3 89H9L10 91H8V90H4L3 91ZM13 89H14V87H13ZM52 89L54 90V95H52L51 97H48V94L45 92V90L48 92V93H51V91H52ZM252 89V88H251ZM256 89H257V87H256ZM220 90V89H219ZM260 90V89H259ZM32 91H36V92H38V93H40V94H42L43 96H45V99H44V97L43 96H36L35 94H33L32 93ZM177 91V90H176ZM239 91V90H238ZM248 91V90H247ZM253 91H257V90H253ZM181 92V91H180ZM218 92V93H217ZM223 92V91H222ZM245 92V91H244ZM243 92V93H244ZM249 92V91H248ZM246 93V95H244V97H241L239 94H238V92H237V94L239 95H235V93H234V95H233V98L232 99H230L232 102L231 103H233V104H231V105H229V106H231L233 109H235L233 112H234V114L233 115H235L236 116V109H237V111H239V113L240 112H246L247 111V107H248V105H247V107H246V105L244 104V101H243V99H245V100H249L250 101V103H251V101H253V100H251V98H250V95H252V94H255V93H251V92H249V93ZM261 92V91H260ZM179 93V92H178ZM184 95H186L185 93H183ZM192 94V93H191ZM194 94V93H193ZM197 94H194V95H197ZM248 94V95H247ZM258 94V93H257ZM183 95V96H184ZM189 94H187L186 95V97L188 96ZM243 95V94H242ZM182 97V96H181ZM186 97L184 98H182V99H185V100H187L186 99ZM191 98H192V95L190 96ZM232 97V96H231ZM230 97V98H231ZM252 97V96H251ZM178 98V97H177ZM256 98H257V95H256ZM255 98V99H256ZM263 98H264V96H263ZM85 99V100H84ZM253 99V98H252ZM260 99H261V97H260ZM113 100H115L116 101V104H112V101ZM185 100H184V102H185ZM228 100V99H227ZM226 99L225 100H223V101H227ZM256 100H258V98L256 99ZM263 100V99H262ZM88 101H90V102H93V104H94V106L92 107V106H90L88 109H85V103L86 102H88ZM180 101H181V99L179 98V102L178 103H180ZM183 101V100H182ZM191 101V100H190ZM189 101V103H191L192 101H194V99L190 102ZM261 101V100H260ZM70 102L72 103V107L69 109V110H67V111H65V109L64 108H62V107H65V106H67L68 104H70ZM183 102V103H184ZM228 102V101H227ZM246 102H248V101H246ZM258 102H259V100H258ZM257 102V104H259ZM263 102V101H262ZM183 103L181 104V106H183ZM188 102H187V105L189 104ZM249 103V104H250ZM253 103V102H252ZM129 104H135L137 107H136V109L135 110H128L127 109V107H128V105ZM217 104H220V103H217ZM223 104L224 103H222V106H223ZM254 104H255V102H254ZM264 104V103H263ZM164 105V104H163ZM163 105H161V107H163V109H164V106ZM185 105V104H184ZM187 105H185L186 107H187ZM190 105V104H189ZM191 105H193L194 106V103L192 102V104ZM191 105H190V107L189 108H191ZM256 105V104H255ZM255 105H253V107H255ZM167 106V105H166ZM165 106V108H167ZM218 106V105H217ZM226 106V105H225ZM259 106V105H258ZM262 106H264V105H261V106H259V108H263ZM185 107V108H186ZM203 108H204V106H202ZM250 107L252 108V106L250 105ZM200 107H198V109H199ZM214 108V107H213ZM222 108H224V107H222ZM249 108V107H248ZM256 108V107H255ZM258 107L256 108V109H259ZM169 109V108H168ZM188 108H186V110H187ZM194 109V108H193ZM198 109H197V111H198ZM212 109V108H211ZM219 109V108H218ZM217 108H215L214 110L217 112V110H218ZM230 109V108H229ZM184 110V109H183ZM182 110V111H183ZM196 110V109H195ZM209 110V109H208ZM208 110H207V112H208ZM224 110H225V108H224ZM226 110H227V107H226ZM263 110V109H262ZM18 111H23L24 113L23 114H29L30 113V111H38V115H42L43 116V118H44V120H46L47 119V121H49L51 124H47V122H41L40 124H39V126L36 128V131H35V128H34V130H32V133L33 134H37L38 135V139H37V143H36V146H35V149H34V145L33 146H25V145H22V144H20V142L19 141H16L14 138L12 139V136H10V133H9V121H8V118L9 117H11L12 118V116H14V113H16V112H18ZM189 111L190 112H192L190 109H189ZM189 111H187L186 113H188ZM200 111H202V113H203V110H199V112ZM214 111V112H215ZM250 112H251V109L249 110ZM252 111H254V109L252 108ZM181 112V111H180ZM185 112V111H184ZM214 113V115L216 114V117H217V119H219L220 118V115L219 116H217V113ZM220 112V111H219ZM226 112V111H225ZM228 112V111H227ZM255 112H257V113H259L258 112V110L256 111L255 110ZM254 112V113H255ZM263 112H264V110H263ZM263 112H262V114H263ZM198 113V112H197ZM201 113V117H203L202 114ZM210 113V112H209ZM213 113V112H212ZM221 113V112H220ZM224 111L221 113V119H220V121L222 120V118L223 117H225L224 116ZM229 113V112H228ZM230 113H231V109H230ZM230 113H229V115H230ZM253 113V114H254ZM179 114V113H178ZM183 114V112L180 114V115H182ZM192 114H194V113H192ZM204 114H205V112H204ZM238 114V113H237ZM246 114L248 115V114H250V113H247L246 112ZM245 114V115H246ZM251 114H252V112H251ZM262 114H260L261 116H262ZM184 115V114H183ZM182 115V116H183ZM196 115V114H195ZM199 115H200V113H199ZM212 115V114H211ZM211 115H210V119H208V116H207V119L205 120L206 122L209 120V122H208V124L209 123H211V121H212V123H211V126H212V124H214V126H217V124H215L216 123V120H215V116H213L212 118H211ZM228 115V116H229ZM257 115V114H256ZM259 115V114H258ZM227 116V115H226ZM249 116V115H248ZM255 116V115H254ZM260 116V117H261ZM181 117V116H180ZM185 117V116H184ZM183 117V118H184ZM200 117V118H201ZM205 117V116H204ZM215 117V118H214ZM219 117V118H218ZM229 117H231V116H229ZM252 116H250V118H251ZM260 117H259V121H260ZM10 118V119H11ZM199 118V117H198ZM213 118H214V121H215V123H213ZM228 118V117H227ZM227 118L225 117V119H226V121H228L227 123H229L230 122V120H227ZM240 118V117H239ZM239 118H238V120H239ZM248 119H249V117H247ZM254 118V119H253ZM257 118H258V116H257ZM262 118H263V116H262ZM205 119V118H204ZM204 119L202 118L201 119V124H203V129L202 130H204V124H205V121H204ZM229 119V118H228ZM233 119H235V118H232V120H231V122H233ZM236 119H237V117H236ZM235 119V120H236ZM243 119V118H242ZM252 119L253 120H255L256 118L255 117H252ZM190 120V119H189ZM189 120H187L186 118H185V121H188V126H189V128L192 126H194V125H191V121H193V122H195V120H191L190 122H189ZM198 120V119H197ZM224 120V119H223ZM253 120H250L251 121V124L253 123ZM258 120V119H257ZM182 121V120H181ZM184 121V122H185ZM218 121L219 120H217V123H218ZM239 121H241V119L239 120ZM242 121H244V120H242ZM247 121V120H246ZM192 122V123H193ZM225 121H223V123H224ZM261 122V121H260ZM171 123V124H170ZM219 123H221V122H219ZM218 123V124H219ZM263 124H264V120H263V122H262ZM262 123H260V124H262ZM185 124V125H184ZM194 124V123H193ZM230 124H232V127L234 126V124H237L236 122H233V123H230ZM239 124V123H238ZM241 125H242V122L240 123ZM240 124L238 125V126H240ZM243 124H244V122H243ZM250 124V125H251ZM253 124H255V122L253 123ZM258 124V123H257ZM262 124V125H263ZM179 125V124H178ZM183 125V127L185 126V129H183L184 130V132L186 133V123H183L182 124ZM191 125V126H190ZM197 125H198V122H197ZM200 125V124H199ZM227 125V124H226ZM142 126V125H141ZM168 126V125H167ZM172 126L175 128V126H174V124H172ZM200 126H202V125H200ZM231 126V125H230ZM229 125H228V127H230ZM237 126V125H236ZM254 126V125H253ZM56 127H58V129L56 128ZM112 127V126H111ZM182 127V126H181ZM208 127H210V126H208ZM219 127V126H218ZM218 127L216 128V127H214V129L216 128L217 130H218ZM242 127V126H241ZM246 127H249V126H247V124H246ZM251 127H252V125H251ZM160 128H161V126H160ZM165 128H166V124H165ZM172 128V127H171ZM178 128V127H177ZM188 128V129H189ZM196 128H198L197 126H196ZM200 128V127H199ZM207 128V127H206ZM211 128V127H210ZM221 128V127H220ZM235 128V127H234ZM234 128H232V131H234L235 129ZM239 129H241L240 127H238ZM115 130H116V128H114ZM132 129H133V126H132ZM193 129L195 130V126L193 127ZM208 129V128H207ZM238 129V130H239ZM243 129H245L244 128V125H243ZM164 130V129H163ZM169 130V129H168ZM172 130V129H171ZM174 131H175V129H173ZM183 130H181V131H179L180 133H182V131ZM186 130V131H185ZM220 130V129H219ZM219 130H218V133H220L219 132ZM223 130V129H222ZM229 130V129H228ZM228 130H226V131H228ZM236 130H237V128H236ZM246 130V129H245ZM248 130L250 131V129H247V132H248ZM254 130H255V126H254ZM253 129H251V132L252 131H254ZM109 131V130H108ZM197 131H198V129H197ZM196 131V132H197ZM208 130H206V132H207ZM224 131V130H223ZM143 132H144V130H143ZM155 132H162L163 133V131H161V130H155ZM168 132H171L170 130L168 131ZM188 132H191L192 134H193V132H195V131H193L192 132V129H190V130H188ZM199 132V131H198ZM197 132V133H198ZM210 132V131H209ZM225 132V131H224ZM246 132V133H247ZM174 133V132H173ZM210 133H212V132H210ZM214 133V132H213ZM234 133V132H233ZM235 133H236V131H235ZM237 133H239L238 131H237ZM241 133H242V130H241ZM240 133V134H241ZM253 133V132H252ZM145 134V133H144ZM149 134V133H148ZM161 134V133H160ZM165 136H166V132H164L163 133ZM162 134V139L164 140V139H166V138H163V135ZM183 134V133H182ZM201 134H203V133H201ZM207 134V133H206ZM214 134H216V133H214ZM221 134V133H220ZM239 134V135H240ZM254 134H255V132H254ZM176 135H177V133H176ZM188 135V134H187ZM186 135V136H187ZM200 135V134H199ZM199 135H197V137H195V138H197L198 140H200L199 138H198V136ZM224 135H227V132H225V134ZM242 135V134H241ZM244 135H245V133H244ZM248 135H249V133H248ZM247 135V136H248ZM257 135V134H256ZM256 135H255V137H256ZM112 136V135H111ZM161 136V135H160ZM172 136V135H171ZM174 136V135H173ZM178 136V135H177ZM195 136H196V133H195ZM202 136V135H201ZM207 136H208V134H207ZM251 136H253V134L251 135ZM137 137H139V136H137ZM145 137V136H144ZM149 137H150V134H149ZM152 137H153V135H152ZM156 137V136H155ZM166 137H168V136H166ZM184 136H182L181 138H183ZM188 137V136H187ZM227 137V136H226ZM237 137H239L238 135H237ZM242 137H243V135H242ZM242 137H240L241 139H242ZM245 137H246V135H245ZM254 137V136H253ZM252 137V138H253ZM105 138V137H104ZM143 138V137H142ZM159 138V137H158ZM160 138V139H161ZM173 138V137H172ZM178 138H180V137H178ZM177 138V139H178ZM185 138V137H184ZM189 138V137H188ZM188 138H185V139H187L188 140ZM191 138H193V135H192V137ZM229 138V137H228ZM244 138V137H243ZM247 138V137H246ZM250 138V137H249ZM251 138V139H252ZM257 138V137H256ZM263 138H264V136H263ZM113 139V138H112ZM159 139V140H160ZM168 139V138H167ZM202 139H203V137H202ZM201 139V140H202ZM209 140L211 139V138H208ZM212 139H214V138H212ZM211 139V140H212ZM227 139V138H226ZM225 139V140H226ZM233 139L234 140H236V137L235 136H233ZM241 139H240V141H241ZM248 139V138H247ZM251 139H250V143H252L251 142ZM126 140H127V138H126ZM184 140V139H183ZM183 140H182V142H183ZM217 140V139H216ZM215 140V141H216ZM219 140V139H218ZM229 140H230V138H229ZM244 141H245V139H243ZM254 140V143H256L255 142V139H253ZM258 140H259V138H258ZM149 141V140H148ZM165 141V140H164ZM169 141H170V139H169ZM168 141V142H169ZM173 141H175V139L174 140H172V142ZM178 141V140H177ZM197 140H194V142H196ZM206 142H208V140H207V137H206V140H205ZM248 141V140H247ZM246 141V142H247ZM257 141V140H256ZM127 142V141H126ZM155 142V141H154ZM180 142H181V140H180ZM180 142H178V143H180ZM189 142V141H188ZM192 142H193V140H192ZM193 142V143H194ZM216 142H218V141H216ZM221 142V141H220ZM226 142H227V140H226ZM129 143H131V142H129ZM166 143V142H165ZM174 144H175V142H173ZM193 143H192V146H193ZM201 143V142H200ZM210 143V142H209ZM209 143H208V145H209ZM215 143V142H214ZM229 143V142H228ZM231 143V142H230ZM229 143V144H230ZM242 143V142H241ZM244 143V142H243ZM254 143H252V145L254 144ZM261 144L262 143H264V142H260ZM20 144V145H19ZM141 144V143H140ZM143 144V143H142ZM141 144V145H142ZM161 144H163L162 146H164V143H161ZM169 144H170V142H169ZM249 144V143H248ZM123 145H124V142H123ZM127 145V144H126ZM173 145V144H172ZM171 145V146H172ZM177 145V144H176ZM183 145H185V144H180L179 146H180V148H183ZM187 145V144H186ZM189 145V144H188ZM195 145H199V144H195ZM202 145H203V143H202ZM225 145V144H224ZM242 145H244V144H242ZM246 145V144H245ZM257 145V144H256ZM125 146V145H124ZM135 146V145H134ZM143 146V145H142ZM140 147V145L139 146H137V147H139V149H137V150H139L140 151V149L141 148H143V147ZM162 146H160V148L161 149H159L160 151L163 149L162 148ZM166 147H167V143H166V145H165ZM164 146V147H165ZM213 147H214V145H212ZM236 146V145H235ZM259 146H261V145H259ZM257 147V150L258 149H260V147ZM264 146V145H263ZM118 147V146H117ZM123 147V146H122ZM166 147H165V151L167 150L166 149ZM200 147V146H199ZM199 147H197V146H195V148H198V149H201L202 148V146H201V148H199ZM204 147V146H203ZM207 146H205V148H206ZM216 147V146H215ZM228 147H229V145H228ZM247 147H250V146H248L247 145ZM254 147V146H253ZM121 148V147H120ZM119 148V149H120ZM146 148V147H145ZM173 147H171V148H169L168 147V153H169V150L170 149H172ZM176 148H179L178 147V145H177V147ZM209 148H210V146H209ZM218 148H219V146H218ZM226 148V147H225ZM225 148H224V151L226 152V153H228L229 152V154L230 153H232L230 150H225ZM236 147H234V150H235V152H236V149H235ZM241 148H242V146H241ZM245 148V147H244ZM119 149H118V151H119ZM132 150H133V147L131 148ZM135 149V150H136ZM147 149V148H146ZM149 149V148H148ZM193 149H194V147H193ZM198 149H196L197 151H198ZM222 150H223V147L221 148ZM221 149L219 150L220 151V153H221ZM247 149V148H246ZM254 149H256V148H254ZM264 149V148H263ZM262 149V152H261V150L260 151H258L257 153H261L262 155H263V150ZM12 150L14 151V152H16L15 154L14 153H12ZM71 150H75V154L74 155H71V156H67L66 155V151H71ZM158 150V151H159ZM177 150H179V149H177ZM183 150V149H182ZM182 150H180V151H182ZM186 149H184V151H185ZM216 150H218V149H216ZM232 150V149H231ZM237 150H238V147H237ZM242 150H243V148H242ZM141 151H142V149H141ZM155 151V150H154ZM160 151H159V154H160ZM165 151H164V153H165ZM172 151V150H171ZM179 151V152H180ZM191 152L192 150L190 149V150H188V152ZM201 151V150H200ZM199 151V152H200ZM241 151V150H240ZM247 151V150H246ZM7 152H9L11 155H9V156H7L6 155V153ZM37 152H39V154L37 153ZM120 152V151H119ZM132 152V151H131ZM130 152V153H131ZM144 152H145V150H144ZM147 152V151H146ZM148 152H149V150H148ZM161 152H163V151H161ZM166 152V153H167ZM177 153H178V151H176ZM186 152H187V150H186ZM188 152H187V154H188ZM193 152V151H192ZM198 152V153H199ZM208 152V151H207ZM207 152H205L206 153V155L205 156H203V157H207V158H209L207 155H209V154H207ZM251 152V151H250ZM255 152H256V150H255ZM254 152V153H255ZM133 153V152H132ZM139 153V152H138ZM137 153V154H138ZM165 153V154H166ZM167 153V154H168ZM171 153V152H170ZM182 153H183V156H181L180 154H176L175 153V157H178L177 155H179V156H181V158L182 157H185L186 158V156H184V154H186V153H184L183 151H182ZM210 153H213V151H210ZM215 153H216V151H215ZM220 153H219V156L218 157H224L223 155L222 156H220ZM244 153H246V152H244ZM247 153H249L248 151H247ZM253 153V154H254ZM134 154H135V151H134ZM140 154V153H139ZM149 153H147L146 155L147 156H149L150 154H152V153H150L149 155H148ZM155 154V153H154ZM156 154H157V152H156ZM164 154V155H165ZM193 154H194V152H193ZM214 154V153H213ZM217 154V153H216ZM223 154V153H222ZM225 154V153H224ZM251 154V153H250ZM251 155V156H253V157H255L254 155ZM115 155H116V152H115ZM160 155H162L163 156V154L161 153ZM173 155V151H172V153H171V156ZM191 154H189V156H190ZM199 155H200V153H199ZM248 155V154H247ZM111 156V155H110ZM109 156V157H110ZM133 157L132 158H134V155H132ZM152 156V155H151ZM154 156V155H153ZM157 156V155H156ZM159 156V155H158ZM157 156V158L159 159L160 157H158ZM166 156L167 157V159L166 160H168V158L170 159H173V157L174 156ZM192 156V155H191ZM191 156H190V159H191ZM201 156H202V151H201ZM199 157L198 155H197V153L193 156V157H197V159H198V157L200 158V160L202 159V161H204L203 160V157ZM245 156V155H244ZM249 156V155H248ZM126 157V156H125ZM165 157V158H166ZM174 157V158H175ZM188 157V156H187ZM226 157V156H225ZM230 157H231V159H232V161H233V158H235V157H233L232 158V154L230 155ZM112 158V157H111ZM154 158V157H153ZM156 158V159H157ZM178 158H180V157H178ZM217 158V157H216ZM247 158H249V157H247ZM121 159H123V158H121ZM135 159H137V156L135 157ZM139 159V158H138ZM141 159V158H140ZM139 159V160H140ZM155 159V158H154ZM228 159H229V156H228ZM230 159V160H231ZM238 159H239V157H238ZM253 159V158H252ZM259 159H260V156H259ZM139 160H137L138 162H139ZM149 160H152L151 159V157H149ZM162 160H164L163 161V163H165V159H162L161 158V162H162ZM183 160H185V159H183ZM194 160V159H193ZM192 160V161H193ZM206 160V159H205ZM208 160V159H207ZM242 160V159H241ZM240 160V161H241ZM249 160V159H248ZM261 160H263V158H261ZM260 160V161H261ZM117 161V160H116ZM136 160H134V162H137ZM144 161V160H143ZM158 161V160H157ZM160 161H159V163H160ZM177 161H179V159L177 160ZM186 161H187V158H186ZM201 161V162H202ZM212 161H215V158H213V160ZM226 161H227V159H226ZM231 161V163H233ZM237 161V158H236V160H235V162ZM239 161V162H240ZM245 161V160H244ZM110 162H112V161H110ZM123 162V161H122ZM142 162V161H141ZM147 162V161H146ZM151 162V161H150ZM150 162L148 163V167L150 166ZM154 162H156V160L154 161ZM170 162H172V160L170 161ZM174 162H175V159H174ZM173 162V163H174ZM180 162V161H179ZM183 162V164L185 165L186 163H184V161H182ZM207 162V161H206ZM223 162V161H222ZM234 162V163H235ZM250 162V161H249ZM253 162V161H252ZM251 162V163H252ZM262 162V161H261ZM124 163V162H123ZM128 163H130L129 161H128ZM153 163V162H152ZM168 163H169V160H168ZM172 163V164H173ZM190 163V162H189ZM219 163H221V162H216V164H217V166H219L218 164ZM225 163V162H224ZM223 163V164H224ZM237 163V162H236ZM245 163V162H244ZM247 163V162H246ZM245 163V164H246ZM251 163H249V165L251 166L252 164ZM256 163V162H255ZM258 163H260V162H258ZM136 164H139V163H136ZM141 165H143L142 163H140ZM157 164V166H158V162L156 163ZM156 164H155V167H156ZM176 164V163H175ZM182 163H181V165H183ZM188 164V163H187ZM222 164V165H223ZM230 164V163H229ZM228 164V165H229ZM122 165V164H121ZM125 166V169H126V163L124 164ZM130 165H131V163H130ZM152 165V164H151ZM160 165H164V164H160ZM166 165V164H165ZM174 165V164H173ZM172 165V166H173ZM189 165V164H188ZM188 165H187V167H188ZM198 165V164H197ZM208 165H210V163H208ZM225 165H227V164H225ZM237 165H242V164H237ZM247 165V164H246ZM247 166V167H250V166ZM256 165V167L255 168H257V164H255ZM108 166H110V165H108ZM143 166H145V165H143ZM142 166V167H143ZM191 166V165H190ZM253 166V165H252ZM251 166V167H252ZM122 167H123V165H122ZM122 167H121V170H122ZM131 167V166H130ZM151 167H153V165L151 166ZM150 167V168H151ZM169 167H170V164H169ZM174 167H175V165H174ZM181 167V166H180ZM184 167V166H183ZM187 167H184V168H186L187 169ZM193 169L195 170V166L193 165ZM228 167V166H227ZM230 167V166H229ZM228 167V168H229ZM233 167H236V169H237V166L235 165V166H233ZM241 168H243V169H246L245 167H244V165H243V167L242 166H240ZM240 167H238L239 168V171L240 172H242L241 170V168ZM119 168V167H118ZM128 168V167H127ZM154 168V167H153ZM160 168H161V166H160ZM183 168V169H184ZM220 168V167H219ZM223 168H225V166L223 165ZM223 168L221 169V171L223 170ZM253 168V167H252ZM259 168V167H258ZM262 168V167H261ZM111 169V168H110ZM134 169L135 168H133V171H134ZM173 169H175V168H172V170ZM190 168L188 167V170H189ZM225 169H227V168H225ZM225 169L223 170V171H225ZM231 169H233V168H231ZM230 169V170H231ZM247 169H249V168H247ZM123 170H124V168H123ZM128 170V169H127ZM126 170V171H127ZM144 170V169H143ZM151 170V169H150ZM153 170H155V169H153ZM162 170V169H161ZM163 170H164V168H163ZM166 170H168V172L166 171ZM166 170H164L163 172L164 173H166V176H168L167 174L171 171V168H170V170L168 169V165H167V167H166ZM178 170L180 171L181 170V172H182V169H179L178 168ZM187 170V171H188ZM234 170V169H233ZM249 170H252V169H249ZM259 170V169H258ZM261 170V169H260ZM259 170V171H260ZM116 171V170H115ZM119 171V170H118ZM117 171V172H118ZM125 171V170H124ZM129 171H130V169H129ZM136 171V170H135ZM137 171H138V169H137ZM142 171V170H141ZM166 171V172H165ZM173 171H175L176 172V175L175 176H178L177 175V171H176V169L175 170H173ZM186 171V170H185ZM236 171V170H235ZM237 171H238V169H237ZM239 171H238V173H239ZM263 171V170H262ZM131 172H132V169H131ZM143 172V171H142ZM149 172V171H148ZM154 172V171H153ZM180 172V173H181ZM184 172V171H183ZM217 172H218V169H217ZM220 172V171H219ZM251 172V171H250ZM255 172V170L253 171V173ZM257 172V171H256ZM255 172V175L257 174ZM127 173V172H126ZM134 173V172H133ZM151 173H152V170H151ZM158 173H159V171H158ZM200 173V172H199ZM208 173V172H207ZM223 173V172H222ZM229 173V172H228ZM236 173V172H235ZM252 173V172H251ZM251 173H249L250 174V176L252 175ZM260 173H262V174H260ZM259 173V175L258 176H263V172H260ZM112 174V173H111ZM117 174V173H116ZM119 174V173H118ZM117 174V175H118ZM121 174H122V172H121ZM129 174H130V172H129ZM128 174V175H129ZM145 174V173H144ZM219 174V173H218ZM217 174V175H218ZM237 174V173H236ZM100 176H101V174H99ZM114 175V174H113ZM132 175V174H131ZM135 175V174H134ZM171 175V174H170ZM181 175V174H180ZM184 175V174H183ZM225 175H226V173H225ZM98 176V177H97ZM105 176V174L103 173L102 174V176L101 177H104ZM108 176H110L109 174H108ZM121 176V175H120ZM120 176H116V177H120ZM160 176H162V175H160ZM164 176V175H163ZM194 177H196L195 175H193ZM201 176H202V174H201ZM206 176V175H205ZM227 176V175H226ZM100 177V178H101ZM111 177H115V175L114 176H111ZM122 177V176H121ZM127 179L129 178V177H131V176H125ZM183 177V176H182ZM187 177V176H186ZM189 177H191L190 176V173H189ZM238 177H239V174H238ZM252 177H253V175H252ZM96 178V179H95ZM105 178H107V177H105ZM163 178V177H162ZM165 178V177H164ZM179 178H180V176H179ZM196 178H199V177H196ZM207 178V177H206ZM205 178V179H206ZM240 178L243 180V177H241L240 176ZM249 178V177H248ZM263 178V177H262ZM261 178V179H262ZM101 179H103V178H101ZM100 179V180H101ZM109 179V178H108ZM131 179V178H130ZM146 179H148V177L146 178ZM168 179H169V177H168ZM167 179V180H168ZM184 179H185V177H184ZM189 179V178H188ZM191 179V178H190ZM254 179L256 180V181H258L257 179H256V177H254ZM260 179V180H261ZM99 180V179H98ZM133 180V179H132ZM144 180V179H143ZM166 180V179H165ZM182 180H183V178H182ZM197 180V179H196ZM198 180H201V179H198ZM207 180V179H206ZM223 180V179H222ZM225 180V179H224ZM252 180H253V178H252ZM252 180H251V177H250V181H251V183L253 184V182H252ZM264 180V179H263ZM126 181V180H125ZM134 181V180H133ZM160 180H158V182H159ZM169 181V180H168ZM203 181V180H202ZM255 181V183L254 184H256L257 182ZM127 182H129V181H127ZM135 182V181H134ZM156 182V181H155ZM181 182V181H180ZM184 182V181H183ZM183 182H181L182 184H186V183H183ZM199 182V181H198ZM213 182H214V180H213ZM236 182V181H235ZM239 182V181H238ZM58 183H60V184H63L62 186H59L58 185ZM130 184H131V180H130V182H129ZM138 183V182H137ZM136 183V184H137ZM164 183V182H163ZM176 183H178L177 181H176ZM194 183V182H193ZM202 183V182H201ZM93 184V183H92ZM91 184V185H92ZM103 184V183H102ZM120 184V183H119ZM135 184V185H136ZM143 184H145L144 182H143ZM150 184V183H149ZM159 184H160V182H159ZM165 185H166V183H164ZM163 184V185H164ZM169 184H170V182H169ZM203 184H205V182L203 183ZM203 184H201V186L203 185ZM210 184V183H209ZM259 184H261V182H258V185ZM262 184H264V181H262ZM261 184V185H262ZM106 185V184H105ZM104 185V186H105ZM110 184H108V186H109ZM129 185V184H128ZM140 185V184H139ZM150 185H152V184H150ZM178 185H179V183H178ZM208 185V184H207ZM214 185V184H213ZM107 186V185H106ZM137 186H138V184H137ZM144 186H148V184H146V185H144ZM182 186V185H181ZM191 186V185H190ZM204 186V185H203ZM90 187V186H89ZM102 187H103V185H102ZM142 187H143V185H142ZM152 187V186H151ZM169 187V189H170V186H168ZM177 187V186H176ZM176 187L175 188H173V190L174 189H176ZM179 187V186H178ZM183 187V186H182ZM257 187V186H256ZM74 188V187H73ZM106 188V187H105ZM104 188V189H105ZM126 188H128L127 187V185H126ZM130 188V190H131V187H129ZM134 188V187H133ZM137 188V187H136ZM155 188V187H154ZM193 188V187H192ZM191 188V189H192ZM197 188V187H196ZM253 188H254V186H253ZM162 189V188H161ZM165 189V188H164ZM195 189V188H194ZM199 189V188H198ZM249 189V188H248ZM257 189H259V188H257ZM76 190V189H75ZM159 190V189H158ZM171 190V189H170ZM178 190H179V188H178ZM177 190V191H178ZM200 190V189H199ZM198 190V191H199ZM77 191V190H76ZM157 191V190H156ZM176 191V190H175ZM186 191V190H185ZM188 191H190L189 189H188ZM192 191H194V190H192ZM96 192V191H95ZM134 192V191H133ZM203 192V191H202ZM105 193V192H104ZM107 193V192H106ZM159 194L161 193V192H158ZM164 193H165V191H164ZM177 193V192H176ZM195 193V192H194ZM199 193V192H198ZM201 193V192H200ZM204 193V192H203ZM138 194V196H139V193H137ZM152 195H153V193H151ZM190 194V193H189ZM73 195V194H72ZM108 195V194H107ZM136 195V194H135ZM151 195V196H152ZM100 196H102V195H100ZM103 196H104V194H103ZM102 196V197H103ZM145 196H146V194H145ZM205 196H206V194H205ZM83 197V196H82ZM147 197V196H146ZM196 197V196H195ZM52 198H54V199H52ZM72 198H74V197H72ZM76 198V197H75ZM98 198V197H97ZM179 198H180V196H179ZM182 198V197H181ZM188 198H192V196L191 197H188ZM199 198V197H198ZM197 198V199H198ZM202 198V196H200V199ZM210 198V197H209ZM51 199V200H50ZM83 199V198H82ZM86 199H88V198H86ZM104 199H106L105 197H104ZM148 199V198H147ZM146 199V200H147ZM150 199V198H149ZM193 199V198H192ZM203 199V198H202ZM67 200V201H68ZM73 200V199H72ZM92 200V199H91ZM96 200H98V199H96ZM106 200H109V199H106ZM106 200H104V201H106ZM119 200V199H118ZM178 200V199H177ZM176 200V201H177ZM195 200V199H194ZM205 200H206V197H205ZM204 200V201H205ZM212 200V199H211ZM214 200V199H213ZM68 201V202H69ZM99 201V200H98ZM103 201V202H104ZM163 201L164 200H162V203H163ZM166 201V200H165ZM175 201V202H176ZM34 202V203H33ZM64 202H65V204H64ZM84 202V201H83ZM88 202V201H87ZM101 202H102V200H101ZM100 202V204L102 205L103 204V202L101 203ZM146 202V201H145ZM148 202H150V200H148ZM159 202H160V200H159ZM158 202V203H159ZM53 204H55V200H54V202H52ZM71 203V202H70ZM72 203H73V201H72ZM75 203V202H74ZM107 203H108V201H107ZM106 203V205H108ZM173 203V202H172ZM181 203V202H180ZM196 203V202H195ZM204 203H206V202H204ZM210 203V202H209ZM68 204V203H67ZM76 204V203H75ZM83 204V203H82ZM88 204V203H87ZM96 204H98L97 202H96ZM146 204V203H145ZM144 204V205H145ZM191 204V203H190ZM198 204V203H197ZM203 204V203H202ZM201 204V205H202ZM35 205V204H34ZM37 205V204H36ZM49 205H47L48 207H49V209H50V206ZM74 205V204H73ZM84 205V204H83ZM99 205V204H98ZM110 205V204H109ZM144 205H141V207L142 206H144ZM154 205V204H153ZM157 205H159V204H157ZM167 205V204H166ZM210 205V207H211V204H209ZM209 205H208V208H209ZM2 206V205H1ZM46 206V207H47ZM69 206H70V204H69ZM77 205H75V207H76ZM87 206H89V205H87ZM102 206H104V205H102ZM145 206H147V205H145ZM156 206V205H155ZM235 206V205H234ZM33 207V206H32ZM47 207V208H48ZM60 207H62V206H60ZM71 207V206H70ZM110 208L112 207V205H110L109 206ZM161 207V206H160ZM165 207V206H164ZM176 207H178L179 208V206H176L175 205V208ZM2 208V209H1ZM35 208V207H34ZM38 208H40V207H38ZM37 208V209H38ZM67 208V206L65 207V209ZM77 208V207H76ZM83 208V207H82ZM82 208H80V209H82ZM109 208V209H110ZM116 207H114V209H115ZM153 208H154V206H153ZM152 208V209H153ZM171 208H172V206H171ZM177 208V209H178ZM207 208V207H206ZM239 208V207H238ZM36 209V208H35ZM54 209V208H53ZM53 209H52V211H53ZM56 209V208H55ZM64 209V208H63ZM157 209V208H156ZM177 209H176V212H177ZM181 209V208H180ZM180 209L178 210V211H180ZM243 209V208H242ZM256 209V208H255ZM44 210V209H43ZM72 209L70 208V211H71ZM158 210H160V208L158 209ZM157 210V211H158ZM163 209H162V207H161V211H162ZM194 210V209H193ZM209 210V209H208ZM0 211V212H1ZM33 211V213H35L34 212V210H32ZM45 211V210H44ZM43 211V212H44ZM46 211H48V210H46ZM50 211V210H49ZM48 211V212H49ZM59 211V210H58ZM61 211V210H60ZM76 211H78V209H76ZM81 211V210H80ZM110 211V210H109ZM108 211V212H109ZM113 211V210H112ZM112 211H110L111 213H112V216H113V212ZM147 211V210H146ZM154 212L156 211V210H153ZM171 211H172V209H171ZM258 212H259V210H257ZM30 212V211H29ZM54 212V211H53ZM110 212H109V214H110ZM154 212H151L152 214L154 213ZM166 212V211H165ZM172 212H174V211H172ZM175 212V213H176ZM194 212H195V210H194ZM210 212V211H209ZM264 212V211H263ZM2 213V212H1ZM37 213H38V210H37ZM40 213H41V211H40ZM50 213V212H49ZM64 213V212H63ZM67 213V212H66ZM72 213V212H71ZM74 213V212H73ZM84 213H86V212H84ZM122 213H123V211H122ZM145 213V212H144ZM158 213L159 214H161L159 211L157 212V215H158ZM167 213H169L168 211H167ZM174 213V214H175ZM181 213V212H180ZM200 213V212H199ZM204 213V212H203ZM206 213V212H205ZM8 214V216H10ZM14 214L12 215V217L14 216ZM54 214H55V212H54ZM57 214V219H59L58 218V212L56 213ZM78 214L79 213H77V215L76 216H78ZM81 214H82V212H81ZM128 214V213H127ZM126 214V215H127ZM156 214V213H155ZM154 214V215H155ZM182 214H183V212H182ZM198 214V213H197ZM196 214V215H197ZM1 215H3V214H1ZM31 215H33V214H31ZM39 215V214H38ZM48 215V214H47ZM51 215H53V214H51ZM60 215V214H59ZM67 215V214H66ZM69 215H70V213H69ZM146 215V214H145ZM16 216H15V218H16ZM37 216V215H36ZM40 216V215H39ZM42 216H43V214H42ZM41 216V217H42ZM49 216V215H48ZM47 216V217H48ZM56 215H54V217H55ZM73 216V215H72ZM72 216H70V217H72ZM83 216V215H82ZM111 216V217H112ZM123 216V215H122ZM161 216H163V215H161ZM201 216V215H200ZM21 217V218H22ZM28 217H30V216H28ZM31 217H33V216H31ZM30 217V218H31ZM41 217H39V218H41ZM46 217V216H45ZM65 217V216H64ZM97 217V216H96ZM95 217V218H96ZM3 218H5V217H3ZM3 218H1V219H3ZM27 218V217H26ZM61 218V217H60ZM63 218V217H62ZM101 218H103V216H101ZM107 218V217H106ZM113 218H115V217H113ZM117 218V217H116ZM144 218H145V216H144ZM1 219H0V221H1ZM8 219H10V218H8ZM45 219V218H44ZM50 219H53V218H51V216H50ZM55 219V218H54ZM53 219V220H54ZM67 219V218H66ZM118 219V218H117ZM14 220V219H13ZM18 220H19V218H18ZM21 220H23V219H21ZM31 220V219H30ZM33 220V219H32ZM32 220H31V222L30 223H33V222H37L38 221V219L36 220V221H33L32 222ZM40 220V219H39ZM42 220V219H41ZM69 220H71V219H69ZM73 220V219H72ZM103 220V219H102ZM109 220H111V219H109ZM114 220V219H113ZM7 221V219H5V221L4 222H6ZM25 221V220H24ZM44 221V220H43ZM48 221V220H47ZM46 221V222H47ZM55 221V220H54ZM58 221V220H57ZM57 221H55V223H57V224H61L62 222H57ZM78 221H80V220H78ZM90 221V220H89ZM93 221V220H92ZM97 221V220H96ZM112 221V220H111ZM110 221V222H111ZM116 221V220H115ZM2 222V221H1ZM0 222V223H1ZM13 222V221H12ZM12 222L10 221V223H11V225H12ZM26 222V221H25ZM24 222V223H25ZM45 222V221H44ZM43 222V223H44ZM66 222H68V221H66ZM74 222H76V221H74ZM105 222H106V220H105ZM114 222V221H113ZM113 222H111V223H113ZM116 222H118V220L116 221ZM121 222V221H120ZM3 223V222H2ZM9 223V221L6 223V224H8ZM9 223V224H10ZM14 223H15V221H14ZM19 223V222H18ZM40 223V222H39ZM47 223H49V222H47ZM47 223L45 224L46 226H47ZM51 223V222H50ZM70 223V222H69ZM91 223V222H90ZM89 223V224H90ZM107 223V222H106ZM20 224V223H19ZM26 224V223H25ZM42 224V223H41ZM72 224H73V222H72ZM79 224V223H78ZM77 224V225H78ZM100 224H102V223H100ZM116 224V223H115ZM15 225H16V223H15ZM20 225H22V224H20ZM27 225V224H26ZM25 225V226H26ZM33 225V224H32ZM65 225V224H64ZM66 225H67V223H66ZM83 225H84V223H83ZM87 225H88V223H87ZM99 225V224H98ZM103 225V224H102ZM112 225H114V224H112ZM111 225V227L113 228V226ZM118 225V224H117ZM119 225H120V223H119ZM25 226H23V227H25ZM35 226H36V224H35ZM38 226V225H37ZM53 226V225H52ZM56 226H58V225H56ZM70 226V225H69ZM68 226V227H69ZM75 226H76V224H75ZM126 226H127V224H126ZM18 227V226H17ZM31 227V226H30ZM33 227V226H32ZM50 227V226H49ZM63 227H66V226H63ZM74 227V226H73ZM81 227H82V225H81ZM90 227V226H89ZM94 227V226H93ZM98 227V226H97ZM116 227V226H115ZM119 226H117V228H118ZM128 227V230H129V225L127 226ZM13 228H15V227H13ZM46 228H48V227H46ZM59 228H61V225H60V227ZM70 228V227H69ZM78 228V227H77ZM98 228H100V227H98ZM103 228H105V227H103ZM107 228H109V227H107ZM116 228V229H117ZM17 229V228H16ZM16 229H14V230H16ZM26 229V228H25ZM63 229V228H62ZM61 229V230H62ZM96 229V228H95ZM125 229H127V228H125ZM19 230V229H18ZM35 230V229H34ZM66 230H67V227H66ZM88 230H90V229H88ZM88 230H87V232H88ZM107 232H108V230L107 229H105ZM128 230H126V232L128 231ZM17 231V230H16ZM19 231H21V230H19ZM29 231H31V230H29ZM40 231V230H39ZM46 231H48V230H46ZM51 231V233H52V230H50ZM63 231H65V230H63ZM72 231H73V229H72ZM81 231H82V228H81ZM122 231V230H121ZM22 232H23V230H22ZM49 232V231H48ZM78 232V231H77ZM84 232V231H83ZM92 232V231H91ZM97 232H98V230H97ZM96 232V233H97ZM101 232V231H100ZM115 232H117V231H115ZM239 232V231H238ZM238 232H236V233H238ZM4 233H5V231L3 232V235H4ZM14 233L16 234V232L14 231ZM19 233V232H18ZM29 233V232H28ZM27 233V234H28ZM38 233V232H37ZM37 233H36V238H37ZM40 233V232H39ZM38 233V234H39ZM43 233V232H42ZM54 233V232H53ZM62 233V232H61ZM70 233V232H69ZM82 233V232H81ZM111 233V232H110ZM6 234H7V231H6ZM9 234V233H8ZM20 234V233H19ZM19 234H18V236H19ZM26 234V233H25ZM24 234V235H25ZM44 234V233H43ZM47 232H46V234L44 235V236H46V238H48V236H47ZM55 234V233H54ZM91 234V233H90ZM112 234H114V233H112ZM239 234V233H238ZM238 234H237V236H238ZM250 234V233H249ZM20 235H22V234H20ZM34 235H35V233H34ZM42 235V234H41ZM94 235H95V232H94ZM116 235V234H115ZM0 236H2L1 235V233H0ZM6 236V235H5ZM10 236V235H9ZM50 236V235H49ZM62 236H64V235H62ZM71 236V235H70ZM76 236V235H75ZM89 236V235H88ZM91 237H92V235H90ZM101 236V235H100ZM106 236H108V235H106L105 234V236L104 237H106ZM113 235H111V237H112ZM195 236V235H194ZM193 236V237H194ZM250 236V235H249ZM255 236V235H254ZM30 237H31V234H30ZM43 237V236H42ZM52 237H54V236H52ZM55 237H58V236H55ZM252 237H253V235H252ZM11 238H12V236H11ZM11 238H9L10 240H11ZM21 238H23V237H21ZM35 238V239H36ZM39 238V237H38ZM62 238V237H61ZM60 238V239H61ZM64 238V237H63ZM75 238H78V237H75ZM99 238V237H98ZM114 238V239H113ZM112 239L113 240H115V238L116 237H113ZM256 238V237H255ZM0 239H2L1 237H0ZM14 239H15V237H14ZM45 239V238H44ZM86 239V238H85ZM108 239V238H107ZM128 237H127V239L125 240V241H127L128 242ZM132 239H133V237H132ZM3 240V239H2ZM5 240H7V239H4V241ZM13 240V239H12ZM40 241H41V239H39ZM38 240V241H39ZM47 240V239H46ZM50 240V238L48 239V241ZM53 240V239H52ZM67 240H68V238H67ZM77 240V239H76ZM110 240V239H109ZM130 240H131V238H130ZM181 240V239H180ZM254 240V239H253ZM4 241L2 242L1 241V243L0 244H2V243H4ZM15 241H18L17 239H15ZM14 241V242H15ZM23 241H25V240H23ZM37 241V242H38ZM48 241H46V243L48 242ZM256 241V240H255ZM7 242H9L10 243V241H6V243ZM13 242V241H12ZM28 242H30V241H28ZM43 242H44V240H43ZM53 242H55V240H53ZM58 242V240H56V243ZM59 242H61V240L59 241ZM58 242V243H59ZM80 242H81V240H80ZM83 242V241H82ZM110 242H111V240H110ZM115 242H116V240H115ZM134 242V241H133ZM9 243H7L8 245H13V244H9ZM31 243V242H30ZM35 243H36V240H35ZM40 243V242H39ZM45 243V242H44ZM56 243H54V245H55V247H56ZM74 243H75V241H74ZM85 243H86V241H85ZM105 243H108V240H107V242H105ZM104 243V244H105ZM114 243V242H113ZM122 243V242H121ZM130 243L131 242H129V245H130ZM135 243V242H134ZM134 243H133V245H134ZM18 244H20V243H18ZM61 244V243H60ZM69 244V243H68ZM100 244V243H99ZM102 244V243H101ZM17 245V244H16ZM34 245V244H33ZM33 245L31 246V244L29 245V246H31V247H33ZM40 245H41V247H42V244L40 243ZM50 245H52V244H50ZM62 246H63V244H61ZM80 245V244H79ZM89 245V244H88ZM91 245V244H90ZM109 245V244H108ZM110 245H111V243H110ZM113 245L114 244H112L111 246L113 247ZM123 245V244H122ZM128 244L126 243V246H127ZM132 244H131V246H133ZM3 246H4V244H3ZM19 246V245H18ZM17 246V247H18ZM38 246V245H37ZM60 246V245H59ZM59 246H57V247H59ZM95 246V245H94ZM97 246V245H96ZM102 246V245H101ZM100 246V247H101ZM115 246V245H114ZM1 247V246H0ZM7 247V246H6ZM9 247V246H8ZM20 247V246H19ZM31 247H28L27 249H29L28 251H30L31 249ZM38 247H40V246H38ZM40 247V248H41ZM51 247L52 246H50V248L49 249H51ZM69 247V246H68ZM78 247V246H77ZM105 247H107V245H105ZM124 247H125V245H124ZM5 248V247H4ZM3 248V249H4ZM22 248H24V247H22ZM44 248V247H43ZM48 248V247H47ZM47 248H45L46 250H47ZM54 248V247H53ZM52 248V249H53ZM81 248V247H80ZM89 248H90V246H89ZM110 248V247H109ZM118 248V247H117ZM163 248V247H162ZM8 249H10V248H7V251H5V253L6 252H8ZM11 249H12V247H11ZM17 249H19V248H17ZM35 248L33 247V250H34ZM37 249V248H36ZM35 249V250H36ZM56 249V248H55ZM59 249H60V247H59ZM58 249V250H59ZM62 249H63V247H62ZM79 249V248H78ZM83 249V248H82ZM88 249V248H87ZM86 249V250H87ZM108 249V248H107ZM127 249H128V247H127ZM37 250H40V249H37ZM43 249H41V251H42ZM57 250V251H58ZM69 250H70V248H69ZM84 250V249H83ZM85 250V251H86ZM90 250V249H89ZM102 250V249H101ZM101 250H99L98 249V251H99V253H100V251ZM10 251V250H9ZM13 251H14V249H13ZM27 251V252H28ZM52 251H54V249L52 250ZM51 251V252H52ZM111 251H113V248H112V250H109V252H111ZM118 251V250H117ZM20 252V251H19ZM25 252V251H24ZM33 252V251H32ZM35 252L36 251H34V255H35ZM45 252H47V251H45ZM77 252V251H76ZM91 252V251H90ZM125 252H129L128 250H126ZM124 252V253H125ZM135 252V251H134ZM10 253H12V256H13V253L14 252H12V251H10ZM48 253V252H47ZM59 253V252H58ZM63 253V252H62ZM71 253V252H70ZM79 253H81V251L79 252ZM96 253H97V251H96ZM115 253H117L116 251H115ZM123 253V254H124ZM138 253V252H137ZM137 253H135V254H137ZM7 254V253H6ZM15 254H17V253H15ZM37 254H38V251H37ZM44 255H45V253H43ZM91 254V253H90ZM90 254H89V256H90ZM107 254V253H106ZM111 254H112V252H111ZM2 255V254H1ZM0 255V256H1ZM3 255H4V253H3ZM10 255V254H9ZM21 254H19V256H20ZM31 255V254H30ZM39 255V254H38ZM41 255V254H40ZM57 255V254H56ZM83 255V254H82ZM96 255V254H95ZM99 256H100V254H98ZM104 255H105V252H104ZM7 256V255H6ZM46 256H47V254H46ZM4 256H2V258H3ZM8 257V256H7ZM13 257H15V255L13 256ZM13 257H9L10 259H12ZM17 257V256H16ZM32 257L34 258V259H36L33 255H32ZM40 257V256H39ZM50 257V256H49ZM51 257H53V255H52V253H51ZM50 257V259H52ZM65 257V256H64ZM94 258H95V256H93ZM101 257H105V256H101ZM101 257H100V259H101ZM116 257H117V255H116ZM116 257H113V256H111V258H116ZM133 257V258H132ZM131 258L132 259H134V255L132 256ZM9 258L8 259H6L5 257L2 259V260H4V259H6V260H4V261H6L7 262V260H9ZM26 258H28V256L26 257V255H25V258H22V259H26ZM37 258H38V256H37ZM40 258H42V256L40 257ZM46 258V257H45ZM48 258V257H47ZM97 258V257H96ZM117 258H119V257H117ZM147 258V257H146ZM145 258V259H146ZM1 259V258H0ZM17 259H19V258H17ZM22 259H19V260H21V261H24V260H22ZM32 259V258H31ZM54 259V258H53ZM67 259V258H66ZM65 259V260H66ZM110 259V258H109ZM144 259V260H145ZM16 260V259H15ZM14 260V261H15ZM33 260V259H32ZM43 260V259H42ZM90 260V259H89ZM102 260V259H101ZM142 261H143V259H141ZM140 260V261H141ZM3 261V262H4ZM17 261V260H16ZM20 261V262H21ZM34 261V260H33ZM36 261V263L35 264H37V263H39V262H37V260H35ZM38 261H40L39 259H38ZM97 261V260H96ZM107 261H109V260H107ZM117 261L119 262V260L117 259ZM120 261H121V257H120ZM123 261V260H122ZM121 261V262H122ZM137 262H138V260H136ZM147 261V260H146ZM11 262H12V260H11ZM11 262H10V264H11ZM41 262V261H40ZM50 262V261H49ZM103 262H106V261H104L103 260ZM12 263H14V262H12ZM25 263H26V261H25ZM24 263V264H25ZM29 264H30V262H28ZM57 263V262H56ZM107 263V262H106ZM140 264H141V262H139ZM138 263V264H139ZM142 263H145V262H142ZM0 264H2V262L0 261ZM4 264H5V262H4ZM7 264H8V262H7ZM32 264V263H31ZM62 264V263H61ZM105 264V263H104ZM119 264V263H118ZM121 264V263H120ZM147 264V263H146Z\"/></svg>", "mask_w": 264, "mask_h": 264}]
</instances>
